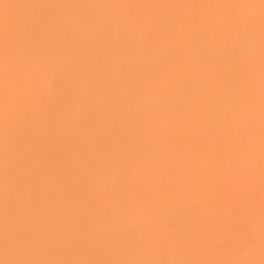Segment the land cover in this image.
<instances>
[{"label": "bare ground", "instance_id": "1", "mask_svg": "<svg viewBox=\"0 0 264 264\" xmlns=\"http://www.w3.org/2000/svg\"><path fill=\"white\" fill-rule=\"evenodd\" d=\"M179 47L181 50L180 49L176 50ZM174 49L177 51V53H180V54H177L174 51ZM179 55L180 56L182 55L183 57L181 58ZM162 60L164 63H165V61H169L170 65H167L168 62H166L167 64L165 63V65H163L164 63L161 64L160 61H162ZM160 65H161V67H160ZM162 65L164 66L163 68H162ZM156 66H159V67L156 68ZM133 104H134V107H136V104H137L138 106H141V108L145 107L144 105H147L146 108L148 110L151 108L150 111L152 110V114L146 115L145 113H143L147 116V117L143 116L144 118L146 117L144 120L139 121L140 118L141 119L143 118V117H140V115L142 116L143 114H139L138 117H140V118L139 119L136 118L133 121V122H136V124L130 123V126L131 125L136 126L137 122L139 123V125H140V123L143 124L144 129L145 128L146 129L144 131L143 128H140L139 131L143 132L140 135H136V132L139 133V131H137L138 130L137 128L132 129V126H131V128H129V123H127L128 127L123 125L124 126L123 129H121V126L116 125L117 123L118 124L120 123L117 121V118L120 115L125 114L123 108L126 106L127 109L125 107V112H127L128 110H130V109H128V107L133 106ZM107 105H108V108H107ZM149 106H150V108H148ZM191 107L196 108L195 113L196 114L198 113V115H196V114L194 115V111L191 110L192 109ZM104 108H107V109H104ZM146 108H144V109H146ZM93 110H96V112L94 113V115L91 114L92 115V117H91V116H89V114ZM106 110H109V111H106ZM122 110H123V112H122ZM105 111H106V113H105ZM107 112L109 114V117H108L109 122L108 123L110 125H108V123H106L107 122L106 119H108V118L105 119V114H107ZM131 112H134V113H132V115H133V114H137L138 111L136 112L135 110L134 111L131 110ZM191 112H192V114H191ZM110 113H111V115H110ZM129 114L130 113H127V115L124 117H122L123 116L122 115L121 119L124 118V120L126 119V121H127V119L130 118V117H128V116H130ZM192 115H194V116H192ZM126 117H128V118H126ZM133 117H134V115L132 116V118ZM172 117L175 119L173 120V122H170ZM132 118L130 119V121L134 119V118L133 119ZM190 118H193L192 120L195 119L194 120L195 124L192 123L191 124L192 126L190 125V123L192 122V120L190 121ZM34 119L36 121L37 120L38 121L36 122ZM32 120L36 123L39 122L38 125L35 123L36 124L34 126L35 128L37 126L39 127L40 124L42 125L43 129L41 131V134L43 135V137H42V135H41V137L42 138L48 137V139L50 141L46 138L47 140L45 139V143L49 144L46 141H48L50 143L52 142L53 148H52V143L49 146L46 145L47 148H49V147L50 148H49L48 152H46V150H45V153H42L44 151H40V150H42L43 148L45 149V147H43L44 144L42 146V144H41L42 142L39 140L37 141V136H35L36 135V133H35V135H33L36 139L35 143L39 142L40 147L42 146V149L39 148L40 152L39 153L37 152V153L38 154L42 153L41 155L48 153L47 155H49V156L44 155L45 157L43 158V157H41V155H39V156H36L35 158H33V161H30V159H29L28 162L26 161L29 164V165L27 164L26 166H29V167H26L24 165V161H22V160H25V159L27 160L28 158L25 157V159H23L24 156L22 155L23 157L22 156L20 157V158H22V160L20 159V161H22L23 164H22V162L19 161V164H21V165H19V164L13 165V164L17 163V161H16V160H18L17 154L20 151L17 149L18 150V152H17L16 150H14L16 148H13L12 146L10 147V145H13V143H14V141H11L8 139L10 137H12V139H13V136H10V135H12L14 133H10V132H12V129L14 128L13 126H15V125H16V128H17V126H19L18 129H20V130L23 128L22 125L25 127L24 129H26V126H28V125H31L33 128L34 122H32ZM56 120L60 124L59 125L60 128L58 125H57L58 127L55 126ZM105 120H106V122H105ZM118 120L120 121V117ZM143 121H145V122H143ZM189 121H190V123H189ZM31 122L33 124H31ZM144 123H145V125H144ZM219 123L220 124L222 123L221 126H219ZM20 124H22V125L20 126ZM105 124H107V125H105ZM120 124H123V121ZM147 125H149L148 128H147ZM173 125H175V126H173ZM176 125H177V127H176ZM105 126H107V128L109 126L110 129L114 128V130H109V132H107V133H110L113 131L111 133V137H110V134L109 135L106 134V131H105L106 135L104 134L103 130H105V128H106ZM178 126H179V128H178ZM196 127L198 128V129H196V131L197 130L198 131L195 133L194 132L195 129H193V128H196ZM7 128H8V130H9V128H12V129L9 130L10 131L9 132V131H7ZM29 128H30V126H29ZM138 128H139V126H138ZM171 128L173 131L171 130ZM44 129H45V131H43ZM129 129H131V130H129ZM14 130H16V129H14ZM40 130H41V128H40ZM121 130H123V131L121 132ZM124 130H127L129 132L131 131L130 135L132 134V136H134L133 133H135V135L137 136V137L136 136L135 137H136V139L137 138L138 139L135 140V142H133V143L134 144L137 143L136 145H139L138 142L140 141V146L143 148L145 145V147L143 149H146V150L144 151L142 148L137 150L138 148L136 149V147H135L136 153L133 152V149H134L133 143L131 144L132 149L128 148L130 150L127 149V146L124 147V145L126 144V143L124 144L125 138H121V137L123 134L124 135L128 134V132L126 133V131H124ZM191 130L195 134L200 133V134H198L199 141L195 138L192 139L191 136H192L193 132L190 133ZM235 130H236V132H234L235 135L233 134V136H235V137H231L232 136L231 133H233V131H235ZM32 131H34V129ZM13 132H15V131H13ZM45 132H46V134H44ZM85 132L92 134V135H89V134L88 135L93 137V138L92 137H90V138L92 140L94 139L95 148L97 147L96 151L98 149L99 152L103 155L102 158L101 157L96 158L95 160L92 159V156H91V159H89L90 156L88 155V157H87L85 155L88 160H91V161H88L89 162L88 164H90L89 167L91 169L87 165L84 166V167H86V168L88 167L90 169V172L88 171L89 173L88 172L85 173V174L88 173L86 175V177L88 175H89V177L93 176V178L95 177V179H93L94 181H92V177H91V179H89V178L85 177V174L82 175L83 176L82 178L89 179L88 181L87 180H85V181L89 182L91 180L92 181L91 183H93V182L96 183L95 185L94 184L92 185L89 183V185L93 186L92 188H94V190H95V187H97V186L99 187L101 185L100 188H96V192L99 191V193L97 194V195H99V199L102 198L101 204L99 203L100 201H98V202L93 201V202L97 203V205L100 204L99 206H95V204H93V203L91 204L87 201H84L83 199L78 198L79 199L78 200L76 198V196H78V195L73 193V190H71L72 187L69 186L70 183L74 181V176H75V174L73 172V171H75L74 168L78 169L76 171V172H78V174L82 170H84L83 168L81 169V167L76 168V167H79L83 164V162H82L79 166L77 165L78 163H80V161L77 158L78 153L80 154L81 151L84 153H86L88 151L89 154L91 152L94 153L91 150L89 152V149H92V148H91V145L89 146L88 144L91 142L88 143V141H87L88 144L86 142L85 143L83 142L86 140L87 137H88L89 141H92V140H90V138L87 134H85L87 136V137H84L85 140L83 139V141H82V135H84L83 133H85ZM171 132H174L173 135L171 134V136H174L173 137L174 140H172V141L168 140L169 138L172 139V137H169ZM237 132H239V134ZM24 133H25V130L23 131V135L25 136ZM189 133L191 134V136H190L191 138L188 136V138L190 139L189 143L191 142V140L194 141V143L196 142L195 140L198 141L196 147H194L196 149L194 152L196 154V156H195L196 159H198L200 157L199 161L196 160L195 157H194V159L193 158L192 159L198 161V163L201 162V164H202V162L207 161L208 165L203 163L205 165V167L202 164L203 168H201L202 166L200 165V163L199 164L197 163L198 165L195 164L193 160L192 161L190 160L191 157L188 155L190 157V159L188 156L183 158V162L185 165H181V166H184V168L180 169V170H182V171L184 169L187 170L185 168V166L192 164L194 170H196L198 167H199L198 171H201L202 169L205 168L206 170L205 169L204 170L206 173L207 167L209 166L208 170H209V172H211V178L209 176L210 173L207 172L209 177L206 175L207 173L204 174V172H203L204 170H202L201 173L199 172L198 177L200 178V177L206 175L208 177V179H211L213 181L217 175V177H219L218 179L220 180V182L218 181V179H216L215 183H216V181H218V186L219 185L221 186L220 183L223 182V181H221L220 178H223L225 181V179L228 180L227 178L231 177V175L229 176L227 173H226V175H228V176H225V172L223 171V169H224L223 166H226L225 168H227V169L229 167H231V169L229 168L230 170H228V171H230V173H232V169H234L235 173H236V171L240 172L239 169H241V167L243 168L244 165L246 164L245 165L246 169L243 168L242 170L243 171L246 170V173L250 174L253 170L251 165H253V163H254V164H256V165H253L255 167L260 165L259 169H258V167H257V169L255 167H253L256 169V170L254 169L253 172L257 171V172H255L257 174V176L253 172L251 175H249V174L248 175L252 176L253 174H255L252 177H254V178L258 177L259 178V176H261V174L264 173L263 171L261 172V170H260V169H264V166L261 163V161L264 162V159L261 160V157H259L262 154L264 155V152L262 154H260L262 151H264V0H0V174H1L2 169L3 170L5 169L1 174L2 176L1 175L0 176L3 177V174L5 172L7 173L6 169L8 167H11L10 169H8L9 171H11V169H13L12 168L13 166L14 167L15 166H17V167L21 166L20 168H18L19 171L16 170V168H14L13 170H14V172H22L23 173L18 178H16L17 180L15 178H14L15 180L13 179V181L9 180L13 183L9 182L8 179L6 181L7 183L4 182L5 180L4 181L1 180L3 184L0 183V192L1 193L4 192V195L6 196V193H9V192L7 191L5 193V190L8 189L7 186L10 183V185L12 184L11 185L12 187H10L9 189L11 190V188H12V190H11L12 193L10 192L11 195L10 194H8V195H10L11 197H13L12 194H14V195L17 194L18 196L21 195L20 199H23L24 198L23 195H25V198H27L26 197L27 196L26 190L29 189V190H27V192L31 191L30 192L31 195H29L30 194L29 193L27 200L26 201L24 200L25 204L24 203L23 204L25 205V208L23 207L24 205L22 206L23 200H22V202H20L21 200L18 198V196L15 195L16 198L20 200L19 201L21 204V207L19 206L20 209H26L27 207L29 209L31 207V206L29 207V205L31 203L27 204V207H26V203L29 199V196L31 199L32 191L34 192L33 194H35V195H33L34 198H35L36 194L40 193L39 191H38L39 193H36L35 187H33V186H35V184H38L36 179H39V177H41V176H43V177L47 176V178H50V176H51V180H52L53 177H58V176H56V175H59L58 173H60V172H58V170L63 169V170H66V172H64V173L67 175H64L62 177V181H60L61 186L58 183H56V181L59 182L58 180L61 179L60 177L56 181H55V178H54V180H52V182H55L54 185L57 184L56 186L58 187L59 190L57 189V191H56V188H49V190L46 189L49 186H45L44 184L49 185L48 183H44L43 186H38L39 185L38 184L37 185L38 187H36V189H37L39 187L45 186L44 189L48 190L49 194H50L51 189H52V191H54L53 189H55V192L51 193L54 195L52 196L50 194L49 197L55 196L54 198L57 200L56 203L58 204V207H59V209L56 208L57 211L58 210L61 211L63 209L65 210V208H62L63 206H65L66 208L68 207L69 211H67L68 210L67 209L66 213H65V211L63 210L65 213V216H63L59 219L60 221H61V219H63V221H61L59 223V224H61V226L68 221L69 217H76L78 219L77 220L78 222H79L80 218H83V217H85L86 221H87V218L89 219V217H93L96 219H98L99 217H102V218H106V219L108 218V220L111 218V223H108V224L113 225V223L115 222L114 223V225H115L117 222H120L121 220L123 221V219L118 218L120 215L118 217H116V219L118 218V219H120V221H118V220L115 221L116 220L115 216L117 215V213L115 211L118 209V206H119V204H121V202H123V203L120 206H123V207H125V204L127 202L132 203V206H134V208L136 207L135 209L129 208V207H125V208L128 210L131 209L132 211L135 210V211H133V213L140 212V213L130 214L131 217L132 216L134 217V215L137 216L138 214L140 217L142 212L146 213L145 215H147L148 213L152 214V212L148 211L147 209H143V208H139V207H144V206L146 207L147 206L146 208L149 209L150 207L153 206L154 207L153 212H154V210L156 213H157V211H159L160 214L158 212L157 214L153 213L152 215L149 214L148 216L157 217L156 215L159 214L158 216H160V218H161L164 214V217L166 216V219H167L168 218L167 215H169V214H166L167 208L175 207L174 204H177L176 206H178V204L184 205V203H186L185 198H186V200L189 199V201H191L190 205L194 204L195 207H197L198 205L201 204L199 207H197V208H199L198 209L199 211L203 207L202 211L200 212V215H202L201 217L206 218L207 221H209L210 226H211V224L214 225L217 220L222 219V217H217L215 220L214 218L216 216H214V215L215 214L224 215L223 214L224 211H222V210L220 211L219 207L216 208V206H214L219 211V212H217L215 210V213H210L214 217L211 215L210 216L207 215L212 210H208V213L204 212L205 209L210 207L211 204L212 205L215 204V203H211V201L213 199L207 198L208 196L209 197L211 196L213 198V194H210L211 191H209V194L208 193H206V195L203 194V193H205L206 189L208 190L207 184H209V180H207V178H205V176H204L205 179L202 177L203 178L202 180L204 182L206 181L205 183L201 181V178H200V180L198 179V177L196 178V180L198 179L197 180L198 182H200V181L202 182L201 185L202 184H204L203 186L207 185V186H205L204 192H203V189L200 187L201 185H199V183H198V186L200 187V189L202 191L200 189H198L199 187H197V186H196L197 188H195V185H193V184H195L193 182V181H195V180H193V179H195V177H194L193 179L189 180L193 183L192 186L190 185V183L188 184L186 181H184V182H186L185 184L187 186H191L190 189L188 187V189H189L188 194L191 196V198L193 197V199L191 200V198L188 194L186 197V196H184L185 195L184 193H182L183 196L181 193H178V194H180V197H185L183 200L184 203L181 200L183 198L179 199L181 201H179L178 199H173V201H174L173 203H172V201L169 202V199H171V197L169 195H171L172 193H175L174 191H175L176 187L173 188L174 184L176 182H180L182 180V178L184 177V175L186 176V174H183V177L181 178L180 174L182 171L180 172V170H179L180 167H177L180 164H182L179 162L180 160H178V162L180 164L176 160L179 157L178 156H177L178 158L175 157L176 155H178L177 151H179V150H175L173 153H176V155L175 154H174L175 156H172L173 154L171 156L169 155L167 160H166V162L170 161L169 158L171 157L170 159L172 160V158L174 157L175 158L174 160L179 165H177V163L174 160H172V162L173 163L175 162L176 164L175 163L173 164L170 161V163L173 164V166H171V164L169 163L168 164L169 168L167 167V165L165 167H163V164L160 163L161 167L154 168V171H153V172L156 171L155 173H157L158 175H154V173L151 171L152 168L150 169V167H148L149 170H146L147 174L144 175L145 171H140V168H141V170H143V169L145 170V166L147 167V165H144V168L142 166L139 167L138 165H136V167L138 166L137 168L135 167L136 169L131 168V166H133V165H131V163L135 159L134 156H139L140 150H142L144 152L145 156L147 153H149L148 155H149L150 161L154 160L152 158L153 156H154V158L156 157L155 155L152 156L153 153H151V150H153V149L149 148V147H154L152 145H156V143L154 144L153 143L154 141H153L152 144H150L151 145L150 146L148 142H151V140H153V139L150 140V139H148L149 137L157 138L161 135L159 137V138L162 137V139H160L161 143L164 144V142H165V144H167V145H168V143H166L167 141L168 142L174 141V143L177 141L176 145L171 144V143L170 144L174 145L173 147H175V148H176V146H177V148L179 147L180 150H182V148H183V151H184L186 149V147H184V146H185V144H187L186 142L188 141V139H186L187 140L186 141L185 138L187 137V135H189ZM194 133H193V135H194L193 137H196L197 135H195ZM17 134H18V132H17ZM17 134H16V136H18ZM26 134H28V132H26ZM167 134H168V136H167L168 138L165 136ZM21 135H22V133H21ZM237 135H239V136H237ZM20 136H18V137H20ZM106 136L110 137L109 138L110 140ZM177 137H178L179 142L177 140ZM210 137L212 139H210ZM105 138H107V139L105 140ZM224 138H227L228 140L224 139ZM233 138H235V139H233ZM206 139L207 140L209 139L210 142L207 141ZM7 140H9L11 142H9ZM107 140L109 143L111 142L108 145H107V143H108ZM105 141L107 142L106 147H105ZM157 141H158V139H157ZM184 141H185V143H184ZM18 142H20V141H18ZM94 142H93V145H94ZM127 142L130 143L132 141H127ZM146 142L148 143L149 147H146ZM161 143H158V145H156V146H159V148H157L159 150H157L156 147H154V148L157 151H160V147L163 146L162 148L165 149L164 151L169 152V150L171 149L172 146L169 145V147H167V146H164L165 144L161 145ZM179 143L180 144L183 143V144L179 145ZM14 144L17 145L16 141ZM80 144H83V146H81ZM18 145H17V148L18 147L20 148V146L23 145V143L21 142V145H19V146ZM187 145L189 148V145L192 146L193 144H187ZM27 146L28 145H26V146L24 145L23 149L26 150L24 147L27 148ZM33 146H34V144H33ZM80 146H81V148H80ZM140 146H137V147H140ZM213 146L215 147V150H213L214 149ZM29 147H30V149L32 148L31 146H29ZM29 147L27 149H29ZM173 147H172V149L174 150ZM21 148H22V146H21ZM167 148H168V150H167ZM211 148H213V149L211 150ZM135 149H134V151H135ZM147 150H148V152H146ZM230 150H232V152L234 151L233 153L235 155L234 158H235V164L236 165H233L234 164V160L232 158L233 156L232 157L229 156L230 154L228 152H230ZM62 151H66L64 154L66 157L59 159L60 156L57 154V152L61 153ZM249 151L251 152V154L253 153L255 155V157L256 156L259 157V159H256V162H257V160L260 161L259 163H255L254 155H251L250 153H248ZM143 152L142 153L140 152V153L143 155ZM181 152H179V155H182V154H180ZM192 152H193V150H192ZM23 153H24V151H23ZM23 153L20 152L19 156H20V154H23ZM37 153H36V155H37ZM49 153H51V154H49ZM54 153H56V154H54ZM95 153L97 155L98 152H95ZM150 153H151V156H150ZM219 153H221L223 156H225V155L227 156L226 153H228V156L231 157L232 159L230 158L231 159L230 160L228 158V156L223 157L222 155H221L222 156V158H221L220 156H218ZM246 153H248V154H246ZM25 154L27 155L26 152L24 153V155ZM154 154H159V153H154ZM30 155H33V154L31 153ZM107 155H109L108 156L109 158L107 157ZM144 155L139 157L141 161L136 157L137 164L139 162L143 165V163L147 160L148 157L146 156L147 158H145ZM159 155L157 157H159ZM245 155H247L248 157L247 156L245 157ZM52 156H53V158L54 157L58 158L57 160L54 159V161L60 160L59 163L58 162L54 163V164L58 163L59 164L58 166H60V168L57 170L58 166L56 167L57 164L55 165V167H56L55 170L57 173L53 172V171H55L54 169H53V171H50V169H52L53 166L52 165L50 166L48 163H46L49 161L48 158H52ZM165 156H167V155H165ZM81 157H82V155L80 156V159H82ZM95 157H97V156H95ZM150 157L152 159H150ZM157 157H156L157 160L161 159L160 162L163 161L162 159H164V158H162V156L159 158H157ZM219 157H220V159H219ZM258 157H256V158H258ZM105 158H108V159H105ZM224 158L227 159L228 163H229V161L233 160V163L230 162L232 165L228 166L227 165L228 163L226 162V160ZM246 158H249V160ZM250 158L253 160L251 161ZM262 158H263V156H262ZM37 159L39 162L37 161ZM244 159H246L249 164L251 163L250 164V166H251L250 171L251 172H248L249 171V167L247 166L248 163H245L246 160H244ZM34 160H36V161H34ZM157 160H156V162H157ZM223 160L226 164L222 162ZM219 161L221 162V164H219L220 163ZM29 162H32L33 164L32 163L30 164ZM49 162H52V161L50 160ZM136 162L134 164H136ZM189 162H191V163H189ZM106 163L109 165V170H111L110 171L111 173L106 170V169H108L107 168L108 166L107 167L105 166ZM146 163L151 164L153 162L149 163V161H148ZM243 163H245V164L242 165ZM37 164L39 165V167ZM194 164L198 167H196ZM23 165L26 167L25 169H23L24 168V167H22ZM32 165L34 166L35 169L38 168V172H36L35 169L31 170L30 166H32ZM153 165L155 166V164H153ZM175 165H176V168H178V171L180 174L177 171H175L176 169L175 170L170 169L171 167L175 168ZM33 166H32V168H33ZM239 166H240V168H237ZM61 167H65V168H61ZM162 167L165 169H163ZM195 167H196V169H195ZM27 168H29V169L27 170ZM88 168H87V170H88ZM247 168H248V170H247ZM20 169H21V171H20ZM189 169H190V166H189ZM13 170H12V172H13ZM29 170L30 171L35 170V172L38 174V176H37L38 178L36 177V179H35L34 175L24 174V173H28ZM79 170H80V172H79ZM91 170L93 171L92 172L93 175L91 173ZM190 170L192 171L193 169L191 168ZM194 170L192 171V172H194V174L191 173V175H190L191 177H192V175H195L196 173H197L196 175H198V171L197 170L194 171ZM234 170H233V173H234ZM26 171H28V172H26ZM137 171L138 172L140 171L141 173L140 172L138 173ZM163 171L166 173H164ZM221 171H222V173H220ZM174 172H177L179 175H175ZM185 172L187 173V171H184V173ZM239 172H237V173H239ZM11 173H10V176L12 177L13 173L12 174ZM81 173H80V175H81ZM83 173H84V171H83ZM108 173H109V175L110 174H112L114 176L118 175L119 177L116 176L118 179L121 178V179H119L120 181L115 182L117 180V178H114V176L110 175L109 178L111 177L112 180L114 178L113 183L115 182V184H116V185L112 184L111 188H110V185L107 184L108 180L105 181ZM136 173H137V175H136ZM149 173L151 175L150 177L148 176ZM172 173H174L173 177L180 176L181 180L177 179L176 181H174L173 177H172ZM235 173L232 174V176H233L232 179L234 178V175L237 174V173L236 174ZM5 174H4V176L7 177V175H5ZM61 174L63 175L62 172L60 173V176H61ZM94 174H95V176H94ZM132 174H135V175H132ZM138 174H141V175L143 174V177H145V178L147 177L148 179L147 180L144 178L141 179L142 176H140ZM162 174L164 175V177H162ZM200 174H202V176H200ZM219 174H221V175H219ZM240 174H242L241 176H243L244 173H240ZM13 175L15 177L16 173H14ZM80 175H78V177ZM123 175H125L124 176L125 178L123 177ZM152 176H153V181L151 178ZM223 176H225V178ZM126 177H129V178L126 179ZM32 178H34V179H32ZM79 178H81V177H79ZM79 178L76 180H80ZM149 178L151 179V181H148ZM31 179L35 180L36 183L34 181H32ZM128 179H130V180L134 179V180L130 182V180H128ZM135 179L137 180V182H135L136 181ZM183 179L187 180V178L185 179V177ZM237 179H238V176H237ZM30 180H31L32 184L29 183ZM40 180L42 181L43 179L40 178ZM48 180H50V179H48ZM123 180H126V183H127V181H129V182L127 184L125 182L122 183ZM145 180L148 181V183L154 182V180H155L156 183H149L150 186L152 185L149 188L148 183H146ZM172 180L174 181L173 184H171V182H173ZM83 181L84 180H82V182ZM143 181H145V182H143ZM235 181H236V179H235ZM254 181H257V180H254ZM254 181H253V184H256V182H254ZM258 181H257V183L260 182V181L259 182ZM49 182H50V185H52L51 184L52 182L51 181H49ZM80 182H81V180H80ZM108 182H110V181H108ZM119 182L121 184L118 185ZM141 182L143 184L146 183L147 185L145 184L144 186H148V189H147V187L146 188L144 186L142 187ZM161 182H163V183H161ZM169 182H170V184H169ZM182 182H183V180H182ZM182 182L179 183V187L177 186L178 192H180L183 188H185V187H182L183 186ZM226 182L227 181H225V183ZM4 183L7 185L4 186ZM74 183H76V182L74 181ZM110 183H112V181ZM225 183H222V188H223V184L225 185ZM228 183H229V181L227 182L226 185H229ZM14 184L17 186H13ZM28 184H30L31 189L32 188H34V189L30 190V188H28L29 187ZM124 184H126V185L131 184V185H129L130 187H125L123 189L122 186H124ZM196 184H197V182H196ZM212 184H214V183L212 182ZM212 184H210L208 186V187H210L209 188L210 190L212 189V187L214 185L217 186V184H214V185H212ZM86 185L87 184H85V186ZM154 185L156 187L158 186V188H160V187L162 188L163 186L166 188L168 186L170 188L169 189L167 187L168 191L170 190V192H169L170 194H168L167 190L164 191L161 188L158 190V188L154 187L155 188L154 189L153 188ZM230 185H232V184H230ZM180 186H181V190L179 191ZM187 186H186V188H187ZM220 186H219V188H220ZM5 187H6V189H5ZM14 187H15V189H14ZM139 187L145 188L144 190H148V191H143L142 188L140 190ZM192 187L194 188V190H196V189L198 191L200 190L199 192L196 190L198 192L197 195L199 196V197L196 196L197 198L202 199L203 196L201 194H203L205 196V199H207V201H210V200L211 201L209 203L208 202L205 203L206 200L202 199V200H204V202L202 201L203 203H201L198 201V199L196 200L195 199L196 197L194 196L193 192L191 193L192 195L190 194V190L191 191L193 190ZM105 188H106V190L107 189L109 190V188L111 189V191H110L111 195L108 196V194H106L108 192V190L105 191ZM177 188H176V190H177ZM213 188H215V187H213ZM219 188L214 189V190L218 191V190L222 189V188H220V189ZM41 189L42 188H40V191H41ZM44 189L42 190L41 194H43ZM76 189H77V187H76ZM112 189L117 190L118 192L116 191V194H115V192L112 191ZM13 190H14V192H13ZM92 190H91V193L93 192ZM101 190H104V191H101ZM149 190H150V193L152 195H149V196L144 195L145 193L146 194L149 193ZM171 190H172V192H171ZM223 190H225V189H222V190H220L218 192L216 191V192L221 193ZM15 191H16V193H15ZM141 191H143V192H141ZM88 192H89V190H88ZM96 192H95V194H96ZM113 192H114V197H115V195H117V193H118V195L120 194L119 197L117 198V200H119V198L121 199L119 201L120 202L119 204H118V201L116 200V197L113 198ZM197 192H195V195ZM201 192H203V193H201ZM206 192H208V191H206ZM212 192H213V190H212ZM138 193L139 194L144 193V194H142V196L144 195L145 198H144V196L142 198L146 199L145 200L146 202H147L148 197H149L150 202L148 201L147 204H150V205H147L146 202L144 203L143 200H142V202H143V204H142V202H141V200H139V198H137V202H136V200H134V199L136 197L140 196ZM199 193H200V195H199ZM45 194H43V196ZM73 194H75V195L73 196ZM80 194H82V192ZM102 194H104V195H102ZM166 194H168V196ZM175 194L177 195V191ZM219 194H218V196H219ZM100 195H101V197H100ZM105 195H106L107 199L104 198ZM121 195H122L123 199L120 197ZM43 196H41V197L44 198ZM46 196H47V194H46ZM46 196L44 198L45 200L48 198V197L46 198ZM80 196H82V195H80ZM93 196L94 195H92V199H94V198L98 199L97 196H94V197ZM177 196H179V195H177ZM36 197H40V194H39V196H36ZM174 197L176 198L175 195L173 196V198ZM42 198H41V201H42ZM49 199L50 198L47 199V205H49V206H46V203H44L45 207H46L45 210H47V212H48V207H50V209L52 207H55V206H53L55 204V201H54L55 199H52L53 201L50 202L51 204L49 203ZM92 199L89 201L92 202ZM3 200L4 201L6 200V203L2 202V200L0 199V201L2 203L7 204L8 197L6 196V199L3 198ZM37 200H39V199H37ZM130 200L131 201L133 200V201L130 202ZM138 200L140 202H138ZM219 200L221 201L219 203H222V200L221 199H219ZM219 200H217L216 203ZM32 201H33V199H32ZM115 201H117V202L115 203ZM151 201L154 204L156 202L157 203L154 205V204H152ZM161 201H163V203H161ZM189 201H187V202L189 203ZM8 202H9V200H8ZM196 202L197 203L199 202V204H197ZM16 203H17V201H16ZM16 203L14 202L15 205H13L12 202L10 204H12L11 206L13 208L15 207L16 209L19 210ZM137 203L138 204L141 203L142 206L140 204H139L140 205L139 206ZM188 203H186V204H188ZM195 203L197 204V206ZM20 204H18V205H20ZM40 204L43 205V202L39 203V204L35 203V205H34L37 208V209L34 208L37 211V213L35 211L36 214L32 215V216H35V217H33V219L31 218L32 216L27 215L28 214L27 211H26L27 213H25V215H27L28 218L30 217V221L32 220L31 222H33V223L36 222V220L40 221L43 218L42 217L41 219H38V218H40L39 217V215L41 213L40 211L44 210V208L41 210H38L39 208H42V206ZM202 204H204V205L202 206ZM206 204L207 205L209 204V206L206 207ZM9 205L6 207L8 208ZM135 205H137L139 209H137V206H135ZM159 205H160V207H159ZM190 205L188 208L190 210H192V207H194V206L192 205V207H191ZM110 206L112 207V209L114 207L115 208L117 207L116 210L113 209L114 214H116L115 216L113 215V212H111L112 209ZM126 206L132 207L129 204ZM161 206H163V207H161ZM167 206H169V207H167ZM3 207H5V206H3ZM12 207H11V209L8 208V210L11 214L8 211H6V213L9 214V216H7V215L6 216L9 217L10 220L13 221V219L15 217V220L18 221L19 217L21 218V215L23 214L21 219L22 220L24 219L27 221L28 218H27V216H24V211L22 213L19 210L18 212H20V215H19V213L17 215L16 213H14L15 208L13 209ZM56 207H57V205H56ZM123 207L122 208L120 207V209L123 210V211L121 210V212H122L121 215L126 216L125 214H123L125 212L127 214V216H129V213H127L128 211H126V209H123ZM164 207H165V209L163 211L162 208H164ZM181 207L183 208V206H181ZM181 207H180V210L182 212L181 214H183L184 208L181 209ZM200 207H201V209H200ZM157 208L159 210H157ZM215 208H212V209H215ZM34 209L33 208L29 209V211L30 210L33 211ZM52 209H54V208H52ZM104 209H106V210H104ZM120 209H118L117 211L119 212ZM161 209L163 212L161 211ZM193 209H195V208H193ZM208 209H210V208H208ZM3 210H5V209H3ZM146 210H147V212H146ZM195 210L198 213V215H197V213L195 215H197L199 218L200 217L199 212L197 209H195ZM224 210H225V212L229 213L228 211H226V207L224 208ZM11 211H13V212H11ZM44 211H43V214L46 215V213ZM57 211L55 210L54 212H57ZM59 211L57 212L58 214L63 213V211H61V212H59ZM103 211L111 212V215L109 214L110 215L109 216L107 214L108 213L107 212L106 213L107 217H104L102 215V214H104ZM132 211H130V213ZM193 211L194 210H192V213L194 215ZM15 212H17V211H15ZM54 212H52V214ZM174 212H175V214L176 213L178 214V212L176 210L174 211V209H173L172 215H174ZM202 212H203V214H202ZM2 213L4 214L5 212H2ZM32 213H29V214H32ZM144 213H142L143 216H144ZM161 213H162V215H161ZM204 213L207 215V217L206 216L204 217ZM227 213H225L224 216L228 215ZM12 214H13V216L14 215L15 216L11 218ZM37 214H39V215L36 216ZM170 214H171V210H170ZM190 214H191V211H190ZM190 214H186V215H188V219L192 218V217L189 218ZM193 215H191V216H193ZM16 216L18 219L16 218ZM54 216H55V214L51 217H54ZM148 216H147V218L151 219L152 221L151 220L148 221L147 218L143 217L144 218L143 219L141 217V220H140L141 222L139 225L143 224L142 222H144L146 219H147L148 223L152 224V222H153L154 224H152V225L157 224L156 218L152 219ZM176 216L179 217V215H176ZM197 216H196V218H197ZM1 217H3V216L1 215ZM5 217H4V219H5ZM177 217H174L175 220L179 219ZM208 217H209V219H208ZM34 218H35V220H34ZM130 218H129V220H130ZM157 218H158V220L160 219L159 217H157ZM172 218H173V216H172ZM172 218H171V220H172ZM46 219H48V218H45L43 220V222L41 223V225L39 226V228H36V229L26 228V226H24V224H22L24 227L22 225H20V226H22L21 228L27 229V230L22 229V232L24 231V233H26V236H27V235H29V234H27L28 231H31V232L34 231L33 233L34 234L36 233L35 237H37V238H35V237L33 238L32 237L33 234L28 236V237H31L30 239H33V240L36 239V240H39V242H41L43 240L42 239L43 237L41 238L39 233H42V231L46 232L47 234L43 233L41 235L45 236L44 234H46V236H47V235H49L50 231L47 232L46 230L44 231V229H47V228H49V230L53 229V228H51V226H53V225L50 223L51 224V226H50V224L47 223ZM96 219L93 220L94 221L93 223H97V222H95ZM113 219H115V220H113ZM125 219H126V217H125ZM182 219L187 220V221H185V222H187L186 225L188 224V222H190L188 219L183 218V216H182ZM206 219H204V220H206ZM213 219L215 221H213ZM0 220L2 221L3 218H1ZM6 220H8V219H6ZM59 220H58V222H59ZM154 220L156 222H154ZM162 220H165V219H162ZM184 220H182L183 224H185ZM199 220H200V218H199ZM12 221H10V223ZM30 221H29V223H30ZM49 221H51V220L48 219V222ZM70 221H68V223L65 224V226L70 227L71 225H74L75 220L71 221L74 223H71ZM82 221L85 222V220H83V219H82ZM126 221H125L124 225L126 226V224L130 222V225L131 226L133 225L132 228H135V226L138 224V223H135L136 225L131 224V223L136 222V218H135V221L134 220H132V221L130 220L127 222ZM201 221H202V218H201L200 222ZM207 221H206V224H208ZM3 222L0 224V227H2L1 225H4ZM19 222L22 223L21 221H19ZM52 222H53V224L55 223L54 221H52ZM63 222H65V223H63ZM87 222H90V221L88 220ZM87 222H86V224L80 223V224H78L79 226L77 225V223H75L77 225V227H73V226H71V227L75 228V230L73 229L74 232H76V231H78V232L74 233V232H72L73 230L72 231L69 230L70 232L67 235H66V232H65V234L63 232V235H66V237L68 238V235L70 233H71V235H72V233H74L75 235L77 234L76 237L78 236L77 241H79L80 237H81V239L86 238V240H88L87 236L90 235L89 231L92 232L94 230L89 229V227H91L93 224L90 226L87 224ZM175 222L177 225L178 221H175ZM219 222L220 221L216 222V224H215L216 227H217V224ZM69 223L71 224L70 226H69ZM102 223H103V221H102ZM122 223L123 222H120V224H122ZM148 223L144 224L145 225L144 228L147 226ZM159 223H161V222H159ZM162 223H166V221L162 222ZM162 223L159 225L157 224L159 226L158 231H157L158 226H156L157 233L155 232V230L153 231L152 228L150 230H147L150 227L145 228L146 230L143 228L141 230L142 231L145 230L144 233H147V236L148 235L150 236V233L152 231H153L152 233H154L155 235L158 233L161 234L163 229H164L163 228L164 225ZM195 223H197V225L200 224L199 221L198 222L194 221V225H196ZM5 224H7V222ZM8 224H9V222H8ZM14 224H16V222H13V224L11 223L10 226H12V225L15 226ZM26 224L28 225L27 222H26ZM59 224H57V226ZM83 224H84V226H83ZM98 224H100V223H98ZM151 224H148V226H150ZM172 224H170V225H172ZM203 224L204 225H199V227L196 225L198 230L201 229V232H202L201 226H203V230H205V227L207 226L204 222H203ZM17 225H18V222H17ZM34 225H36V224H34ZM76 225H74V226H76ZM81 225L84 227L83 231L81 229L82 228ZM105 225L106 224H104L103 226H105ZM112 225H111V227H112ZM117 225H119V224L117 223L115 226H117ZM160 225L162 226V228ZM121 226H122L121 227V230H122L123 224ZM167 226L168 225H166V229H167ZM196 226L195 227L193 226V227L196 228ZM59 227H60V225H59ZM78 227H79V229H78ZM85 227L88 228L87 232L84 231V230H86ZM101 227L102 226L100 225V227H98V229ZM140 227H142V226H140ZM151 227L154 228L155 226H151ZM207 227H209V226H207ZM14 228L16 229V226L12 227V230H14ZM17 228H19V225ZM127 228L128 229L130 228L129 225ZM169 228L171 229V227H168V229ZM3 229H5V226ZM29 229H31V230H29ZM37 229L40 230V232ZM111 229H113V228H110V230ZM118 229H120V227ZM118 229H116V232ZM160 229H162V230L160 231ZM166 229H164L167 232V235L165 232V237H167V238L169 236L171 237V235L173 234L172 237H174V238L171 239L172 238L171 237L169 239H171L172 241L173 240L175 241L176 235H174V233L175 234L178 233L176 231L179 228H175L176 230L173 228L172 229V231L174 230L173 233H172V231L170 232V229L169 230L168 229L166 230ZM207 229H209V228H207ZM212 229H214V228H212ZM6 230L8 231V228ZM19 230L21 232V229L19 228L18 231L16 230L17 234H19L18 233ZM56 230H58V229H56ZM110 230H107V231L109 232ZM134 230H136V229H134ZM134 230H131V231H134ZM190 230H191V236L188 235L187 233H185V234L188 235V237H187L188 241L192 242V237L196 236V234L193 235L192 228L191 229L189 228V232H190ZM16 231L14 233H16ZM65 231H68V228ZM79 231L83 234L85 233V237H83L84 235L80 234ZM138 231H139V229H138ZM147 231H151V232L148 234ZM187 231H188V229L186 230V232ZM22 232L20 233V235H22ZM168 232H170V234H168ZM37 233L39 234V236ZM51 233H52V230H51ZM92 233H95V232H92ZM103 233H104V231H103ZM121 233L122 232H120V234ZM183 233H184V231L182 232V234ZM79 234H80V236H79ZM127 234H129V233H127ZM138 234L142 235L143 232L138 233ZM159 234L154 236L156 238V240L153 237V235L151 234L152 235L151 237L155 240V241L154 240H152V241L153 242L157 241V242H159V244H161V246L158 243H157L158 245L156 244V246L153 244L154 251L157 249L155 247L158 246V248L160 247L159 249H161V247H164V244H165L167 250L171 251V249H172L170 247V246H172L171 243H170L171 244L170 245L166 241H165L166 243H164V241H158L157 240L158 238L162 239V236H161L162 234L160 235L161 237H158ZM178 234L180 235V233H178ZM20 235H17V236L19 237ZM75 235H73V236H75ZM140 235H137V236L140 237ZM0 236H2V235H0ZM17 236H16V239H18ZM58 236L60 237V235H58ZM58 236L56 237L54 235L53 237L54 238L56 237L58 242H59V240L61 238L58 239ZM178 236H177L176 242H178ZM53 237H51V238H50V236L47 237L48 239L49 238L52 239L51 241L48 240V243L46 242L47 246L44 245L45 243L44 244L42 243L43 241L41 242L42 245H44L46 248H48V249L45 248L46 250L45 249L40 250L41 248L38 245L37 246L39 247V249H37V247L32 244L33 242L29 241L30 239H27L29 242H31L32 247L34 246L37 250H39V251H34L36 249L32 248V252L34 254L33 253L31 254V251H29L30 253H28V254H29L30 258L31 257L33 258L35 255L38 257L37 253L39 252L40 256L38 258L42 259L44 256L43 255L41 258L42 252L47 251L51 248H53V250L55 248L57 249V247H55V246H57L58 244L55 243L56 238L53 241ZM76 237L73 239V242L76 239ZM88 237L91 238L90 236H88ZM94 237L97 238L96 236H94ZM128 237H130V236H128ZM128 237H125V238H128ZM151 237H149V239H147V240L150 241L152 239ZM39 238H41V239H39ZM67 238H65V239L68 240ZM99 238H100V235L97 239L98 241H100L102 239V238L101 239H99ZM117 238H119V237L117 236ZM141 238H142V240H143V238L145 239V237H143V235ZM181 238L182 237H180V239H179V241H180L179 245L181 247H184V248L187 247L189 249V246H187L189 244L188 242H187L188 244L184 245L186 243L185 241L187 239H185V241H184L185 243L183 242L184 243L183 244L184 246H183L181 240L184 238H182V239ZM189 238H190V240H189ZM194 238H196V237H194ZM19 239H22L21 236L19 237ZM24 239H25L24 244H26L27 240H26V238H24ZM63 239H61L60 241H62ZM122 239H124V238H122ZM131 240H132V237H131ZM137 240L138 239H136V242H137ZM18 241H20V240H18ZM92 241L95 243L96 239L92 240ZM103 241L105 243L104 239H103ZM144 241H146V240H144ZM144 241H142V242H144ZM195 241L197 242L198 240L195 239ZM195 241H193V242L195 243ZM49 242L51 243L50 245H48ZM52 242H54L55 244ZM63 242H64V240H63ZM73 242H71V243H73ZM84 242H86V241H84ZM142 242L140 241L139 244H141ZM160 242H162V243H160ZM14 243H16V242L14 241ZM75 243H73V244H75ZM98 243L100 245V242H98ZM104 243H103V246H104ZM110 243L112 244V241ZM119 243H121V242H119ZM147 243L148 242L146 241V244H144V246L147 245ZM17 244H19V243H17ZM17 244H15V246H14V248H15L14 251H18V248L21 247L20 244H22V243L19 244L20 246ZM59 244H62V243L60 242ZM107 244H108V242H107ZM115 244L117 245L118 242ZM142 244H141V246H142ZM148 244L151 245L152 242L151 243L149 242ZM167 244H168L169 248L167 247ZM16 245H17V248H16ZM80 245H82V244H80ZM99 245L97 244L96 247ZM108 245H109V247H111L110 244H108ZM108 245L105 244V247H103V246H101V247L104 249ZM116 245L114 246L116 249L119 247L121 248L122 246L124 249L125 244L122 243V244H120V246H119V244H118V246H116ZM136 245L137 244H135V248H136ZM173 245H174V243H173ZM24 246L27 248H25ZM24 246H22V247L27 249V250H25L26 254H27L28 250L31 247L29 248V246H27V245H24ZM66 246H67V244H66ZM87 246L84 248L88 249ZM92 246L94 247V249L91 248L92 253L94 252V250L97 253L102 251V249H100L101 248L100 246H99L100 248L98 247V249H100V251L97 248L95 249L94 245H92ZM141 246L139 245V247H141ZM144 246H142V247H144ZM151 246L147 245L145 247H146V249L149 250ZM59 247L62 248L61 245H59ZM109 247H108V249L106 248L108 251L110 250ZM137 247H138V245H137ZM195 247H197V246H195ZM24 248L23 249L20 248V249H22V251H24ZM138 248H137V250H138ZM166 248H164L165 250L164 249L159 250L161 252H157L158 250H156V252H155L156 255H154L155 253H153V252L151 254H153L152 256H154V258L156 256H158L157 258L162 261L163 259H161L159 257H162V258H163V256L165 257ZM116 249H111V251L113 252ZM176 249H178V248L176 247ZM62 250H63V248H62ZM65 250H66V248H65ZM119 250H121V249H119ZM14 251H11V252H13L12 254H15ZM20 251L21 250H19L18 252H20ZM40 251H42V252H40ZM59 251L61 252V250H59ZM87 251L88 250H86L85 254H87ZM108 251H107V253H108ZM126 251H124V254H126L125 253ZM151 251H149V253ZM170 251H166V252H168L167 255L170 254L169 256H171V253H173ZM178 251H180V250L178 249ZM21 252L19 253V256L22 255V257H23V254H21ZM62 252H64V250ZM118 252H120V251H118ZM138 252H136L135 256L139 255ZM146 252H148V251L146 250ZM146 252H142V253L144 254ZM22 253H25V252H22ZM44 253H46V252H44ZM57 253H59V252H57ZM97 253H96V255H97ZM107 253L105 255L104 250H103V252L99 253V254H102L101 256L103 258L104 257L103 254L106 257L108 256ZM115 253H116V251H115ZM120 253L118 255H120ZM160 253H163V255H161ZM180 253L183 254L185 252L182 253V251H181ZM74 254L78 255V252H76ZM122 254H123V252L121 253V255ZM132 254H133V252H132ZM175 254H177V252H175ZM50 255H52V254H50ZM80 255H82V254H79V256ZM113 255H114V253H113ZM128 255H129V253H128ZM53 256H54V253H53ZM53 256H51V259H50V260H52V262H53L54 257L57 255H55L54 257ZM72 256L74 257V255H72ZM84 256L85 255H83V257H81L82 260L84 261V263L86 262L87 264H91V263L85 261L88 259H85V260L83 259ZM87 256H88V254H87ZM87 256L85 258H88ZM97 256H99V255H97ZM101 256H99V258ZM126 256H127V254H126ZM130 256H132V255L130 254ZM173 256H174V253H173ZM173 256H171V258ZM180 256H181L180 254H177V257L174 259L177 262V259L179 257L180 260L178 259L177 263L180 264L183 261V264H184V258L185 257L181 258ZM6 257H8V256H6ZM37 257H35L36 260H38ZM46 257H47V253H46ZM91 257H93L94 259L97 258L96 256L94 257L93 254H91ZM110 257H112V256H110ZM110 257H108V258H110ZM117 257L119 258V256H117ZM139 257H140V259L143 258V257H141V255ZM167 257L168 256H166L165 258H167ZM19 258H21V257H19ZM30 258L28 259L26 256L25 258H23L25 260H20V261L22 262V264H24L23 261L27 262V260H30ZM32 258H31V260H32ZM49 258H48V260H49ZM62 258L64 259V257H62ZM81 258L78 257V260H80V262L83 263L81 261ZM123 258H125V257H123ZM168 258L170 259L168 264H170V263L177 264L175 262V260H173V259L171 260L170 257H168ZM0 259H2V258H0ZM56 259H57V257L55 258V261L53 262V264H59L60 262L61 263L65 262L64 260H66V257L64 260L63 259L62 260L61 259L56 260ZM67 259H69V257H67ZM167 259H165V262H168ZM6 260H7V258H6ZM17 260L19 261V259H17ZM69 260H71V259H69ZM121 260L123 261V259H121ZM121 260L119 259L118 262H122ZM142 260H144V259H142ZM160 260H159V264H160ZM71 261H73L74 264H77V263H75L76 261L74 262V259H72ZM94 261H96V260H94ZM104 261H106V259ZM52 262L51 261L46 262V263L43 262V264H47V263L52 264ZM113 262H111V264ZM65 263L71 264L67 261ZM65 263H63V264H65ZM97 263H99V262H97ZM92 264H93V262H92ZM95 264H96V262H95ZM115 264H116V261H115Z\"/></svg>", "mask_w": 264, "mask_h": 264}, {"label": "rangeland", "instance_id": "2", "mask_svg": "<svg viewBox=\"0 0 264 264\" xmlns=\"http://www.w3.org/2000/svg\"><path fill=\"white\" fill-rule=\"evenodd\" d=\"M179 49H180V47L177 48L176 50H179ZM176 50L174 49V51L177 53ZM180 50H181V49H180ZM176 53H175V54H176ZM177 54H180V53H177ZM177 54H176V55H177ZM181 54H182V53H181ZM177 56H178V55H177ZM179 56H180V55H179ZM180 57L182 58L183 56L181 55ZM181 58H180V59H181ZM163 60H164V59H163ZM163 60L160 61L161 64L164 63ZM167 60H168V59H167ZM182 60H183V59H182ZM166 62H168V64H167ZM165 63H166L167 65H170V64H169V61H165ZM165 63H164L163 65H165ZM158 64H159V63H158ZM163 65H162V68L164 67ZM158 67H159V66H156V68H158ZM160 67H161V65H160ZM165 67H166V66H165ZM159 69H160V68H159ZM129 105H130V104H129ZM144 106H145V107L142 106L143 108H141V106H138V105L136 104V107H134V104H133V106L128 107V109H130V110H128L127 112H125V107H126V106H125V107L123 108L125 114H122L123 116H122V115L119 116V117H120V121L118 120L119 117L117 118V121L120 122V123H122V121H123V124H120V123L118 124V123H117L116 125L121 126V129H123L124 126H127V125H128L127 123H129V128H131V126H132V129L137 128V129H138V130L136 129L137 131H139L140 128H143V129H144L143 124L140 123V125L142 124V125L140 126L138 122H137V125L139 126V128H138L137 125H136V126H133V125L130 126V123L136 124V122H133L136 118L139 119L140 117L146 116V115H148V114H152V110L150 111V109H151L150 106L148 107V108H150L149 110L146 108L147 105H144ZM105 107H106V106H105ZM139 107H140V108H139ZM107 108H108V105H107ZM107 108H104V109H107ZM144 108H146V109H144ZM191 108H192V109H191ZM191 108H190V109H191L192 111H194V115H195V114H196V113H195V112H196V111H195L196 108H195V107H191ZM126 109H127V107H126ZM131 110H132V111L135 110L136 112L138 111L137 114H133V115H134V117H133L134 119L132 118V116H133L132 113H134V112H131ZM106 111H109V110H106ZM106 111H105V113H106ZM95 112H96V110L91 111L90 114H89V116L92 117V115H94ZM122 112H123V110H122ZM122 112H121V113H122ZM127 113H130V114H129L130 116H128V117H130V118L127 119V121H126V119L124 120V118L121 119L122 117L126 116ZM143 113H145L146 115L143 114ZM91 114H92V115H91ZM139 114H143V115H142V116L140 115V117H138ZM191 114H192V112H191ZM110 115H111V113H110ZM135 115H136V116H135ZM194 115H192V116H194ZM196 115H198V113H197ZM121 116H122V117H121ZM108 117H109V114H108V112H107V114H105V119L108 118ZM128 117H126V118H128ZM146 117H147V116H146ZM146 117H145V118H146ZM131 118H132L133 120L130 121ZM145 118H144V117H143L142 119L140 118L139 121H142V120H144ZM172 118H173V117H172ZM172 118H171L172 121L169 119L170 122H173V120L175 119V118H173V119H172ZM36 119H37V118H36ZM56 119H57V118H56ZM147 119H148V118H147ZM192 119H193V118H190V121H191ZM34 120H35V119H34ZM54 120H55V119H54ZM106 120H107V122H106ZM106 120H105V122L108 123V122H109V118L106 119ZM194 120H195V119H194ZM194 120H192L191 123H190V121H189L190 125H191L192 123L195 124ZM35 121H36V120H35ZM37 121H38V120H37ZM37 121H36V122H37ZM146 121H147V120H146ZM32 122H34V121L32 120ZM32 122H31V124H33ZM36 122H34V124H33V128H32L31 125H28V126H26V129H24L25 127H24L22 124H20V126L22 125V127H23V128L21 127V128H22V129H21L22 131H21L20 129H18L19 126H17V128H16V125L13 126V127H14L13 129H12V128H9V130L12 129V132H10V131L8 130V128H7V131H9L10 133H14V134L10 135V136H13V139H12V137H10V138H8L9 140L14 141V143H15V141H16L17 145H18L19 143H20L19 145H21V142L23 143V145H21L22 148H21V146H20V148H19V147L17 148V145L14 144L13 142H12L13 145H10V144H9L10 147L12 146L13 148H16V149H14V150H16L17 152H18V150H19L21 153H23V151H24V153L26 152L27 155H28V156H27L26 154L24 155V153H23V154H20V156H19V153H20V152H18V154L16 153V154L18 155V160H16L17 163H15V164H13V165H18V164H19L20 159L22 160V158H20L22 155L24 156V157L22 156L23 159H25V157L28 158L27 160H26V159H25V160H22V161H24V165L26 166V165L28 164L27 162H28L29 159H30V161H33V158H35L36 156L41 155L42 153H45V150H46V152H48V150H49L50 147L47 148L46 145L49 146L52 142L50 143V142L46 141V142L49 143V144H46V143H45V139H46V138L48 139V137H46V138H42L43 135L41 134V131H42L43 127H42V125L40 124L39 127L37 126L38 128H37V127L35 128L34 126H35L36 124H37V125L39 124V122H38V123H36ZM124 122H125V123H124ZM143 122H145V121H143ZM174 122H175V121H174ZM35 123H36V124H35ZM55 123H56L55 126H57V125L59 126V125H60V124L58 123L57 120L55 121ZM146 123H147V122H146ZM28 124H29V123H28ZM125 124H126V125H125ZM172 124H173V123H172ZM174 124H175V123H174ZM221 124H222V123H221ZM221 124L219 123V126H221ZM18 125H19V124H18ZM105 125H107V124H105ZM108 125H110V124L108 123ZM123 125H124V126H123ZM144 125H145V123H144ZM29 126H30V128H29ZM58 126H57V127H58ZM118 126H117V127H118ZM122 126H123V127H122ZM173 126H175V125H173ZM191 126H192V125H191ZM105 127L107 128V126H105ZM113 127H114V126H113ZM127 127H128V126H127ZM148 127H149V125H147V128H148ZM171 127H172V126H171ZM176 127H177V125H176ZM28 128H29V129H28ZM40 128H41V130H40ZM59 128H60V126H59ZM106 128H105V130H103V131H104V134H105V131H106V134H107V135L110 134V137H111V133H112L113 131L110 132V133H107V132H109V130H114V128H113V129H110L109 126H108L109 129H108V128L106 129ZM172 128H173V127H172ZM172 128H171V130H172ZM178 128H179V126H178ZM14 129H16V130H14ZM23 129L25 130V133H24L25 136L23 135V131H24ZM33 129H34V131H32ZM46 129H47V128H46ZM145 129H146V128H145ZM145 129H144V131H145ZM168 129H169V128H168ZM174 129H175V128H174ZM176 129H177V128H176ZM193 129H195V131H194L195 133L198 131V130L196 131V129H198L197 127H196V128H193ZM27 130H28V131H27ZM107 130H108V131H107ZM127 130H128V129H127ZM127 130H124V131H126V133L128 132V134L124 135V134H123L124 132H123V133H122L123 135L121 134V135H122L121 138H125V140L123 139V140H124V144L126 143V144L124 145V147L127 146V149H128V148L132 149L131 144H132L133 142H135V140L138 139V138L136 139V137H137L136 135H140V134L143 133V132H140V131H139V133L136 132V135H135V133L132 132L133 135H134V136H132V134L130 135V132H131V131L129 132V131H127ZM129 130H131V129H129ZM13 131H15V132H13ZM30 131H31V132H30ZM43 131H45V129H44ZM122 131H123V130H121V132H122ZM164 131H165V130H164ZM164 131H163V132H164ZM172 131H173V130H172ZM237 131H238V130H237ZM17 132H18V134H17ZM19 132H20V133H19ZM26 132H28V134H26ZM163 132H162V133H163ZM165 132H166V131H165ZM175 132H176V131H175ZM189 132H190V131H189ZM192 132H193V131L191 130L190 133H192ZM194 132H193V133H194ZM234 132H236V130L233 131V133H231V134H232V136L230 135L231 137H235V136H233ZM21 133H22V135H21ZM33 133H34V134H33ZM35 133H36V135H35ZM168 133H169V132H168ZM190 133H189V135H187V137L185 136L186 138H185V137H184V138H185V140L188 139V141L186 140V141H187V142H186L187 144H193V145H192V146L189 145V148H188V145L185 144L184 147H186V149H185L184 151H183V148H182V150H180V148H179V147L177 148V146H176L177 149H176L175 147H173L174 145H176V142H177L176 140H175V141H176L175 143H174V141H173V142H168V141H167L166 143H168V145L165 144V142H164V144H165V145H164L163 143H161V140H160V139H162V137L159 138L161 135H160L159 137H157V136H158V135H157V136H156L157 138L149 137L148 139H150V140L153 139V140H151V142H148V141H147V142L149 143V145L152 144L153 141H154L153 143H154V144L156 143V145H158V143H161V145H164V146H167V147H169V145H171V144H174V145H171V146L174 148V150H173L172 147H171V149H172V150L170 149L171 151H170V150H169V152H168V151H164L165 149H163V148H162L163 146H162V147H160V151H157V150H159V149H157V148H159V146L152 145V146L156 147V149H157V150H156L154 147H149V146H148V143L146 142V147H149V148H152V149H153V150H151V153H153L152 156L155 155V156L157 157V156L160 154L159 157L162 156V158H164L165 160L162 159L163 161L160 162L161 159L157 160L156 157L154 158V156H153L152 158H153L154 160H151V161H150V160H149V155H148L149 153L146 154V156L148 157V158H147V157L144 155V152H143L142 150H140L141 153L143 152V155H144L145 158H147V160H146L144 163L142 162L143 165H142L141 163H139V162H138V164H137V162H136V160H137L136 157L140 160L139 157L143 156V155L139 152V154H140L139 156H134V157H135L134 161L136 162V164H134L135 162L132 161V163H133V162H134V163H133V164L131 163V165H133V166L130 165L131 168L134 169V168L136 167V165H138L139 167L142 166V167L144 168V165H147V167L145 166V170H144L143 168H142L143 170H141V168H140V171H145V174H144V175L147 174V173H146V170H149L148 167H150V169L152 168V169H151L152 172L154 171V168L161 167V164H163V167H165V166L167 165V167L169 168V165H168V164L170 163V161L172 162V160H174L175 158L173 157L172 160H171V159H170L171 157H170V158H169L170 161H167V162H168V163H167L166 160H167L168 156H169V155L171 156L172 154H173L172 156H175L176 153H173V152H174L175 150H179V151H177V152H178V153H177L178 155H176L175 157H176V158L179 157V158L176 159V160H177V162H178V160H180L179 162L182 163V164H180V163L178 162V163L180 164V165H179L175 160H174V161L177 163V165H179V166H177V167H180L179 170H180V169H183L184 166H181V165H185L184 162H183V158H185L186 156L189 155V156L191 157V159H190L189 156H188V157H189V159H190L191 161L194 159V157L196 156V154H195V152H194L196 149H195L194 147H196L197 142L199 141V138H198L199 136H198V134H200V133H198V134H195V133H194L195 135H197L196 137H193V136H194L193 133H192V136H191ZM237 133L239 134V132H237ZM16 134H17L18 136H20V135H21V136L18 137V136H16ZM19 134H20V135H19ZM44 134H46V132H45ZM83 134H84V135H85V134H87V135H88V134H89V135H92L91 133H88V132H85V133H83ZM106 134H105V135H106ZM171 134L173 135L174 132H171V133H170V136H169V137H172V139H170V138L168 139V140H170V141L174 140V139H173L174 136H171ZM187 134H188V133H187ZM204 134H205V133H204ZM33 135L37 136V141L39 140V141L42 142V143H41L42 146H43V144H44L43 147H45V149H44V148L42 149V146L40 147L39 142L35 143L36 139H35V137H34ZM41 135H42V137H41ZM84 135H82V141H83L84 137H87L86 135H85V136H84ZM89 135H88V136H89ZM128 135H129V136H128ZM205 135H206V134H205ZM234 135H235V134H234ZM14 136H15V137H14ZM44 136H45V135H44ZM124 136H125V137H124ZM135 136H136V137H135ZM152 136H153V135H152ZM162 136H163V135H162ZM165 136L167 137L168 134L165 135ZM188 136H189V137L191 136L192 139L195 138V139H197L198 141L195 140L196 142L194 143V141L191 140V142L189 143V140H190V139L188 138ZM237 136H239V135H237ZM237 136H236V137H237ZM16 137H17V138H16ZM30 137H31V138H30ZM90 137H92V136H89V138H90ZM106 137H108V136H106ZM110 137H108V139H109ZM128 137H129L130 139H129ZM133 137H134V138H133ZM191 137H190V138H191ZM204 137H205V136H204ZM227 137H228V136H227ZM231 137H230V138H231ZM92 138H93V137H92ZM164 138H165V137H164ZM167 138H168V137H167ZM167 138H166V139H167ZM200 138H201V137H200ZM228 138H229V137H228ZM237 138H238V137H237ZM239 138H240V137H239ZM32 139H33V140H32ZM43 139H44V140H43ZM47 139H46V140H47ZM106 139H107V138H105V140H106ZM157 139H158V141H157ZM175 139H176V138H175ZM182 139H183V138H182ZM182 139H181V140H182ZM210 139H212V138L210 137ZM224 139H227V138H224ZM233 139H235V138H233ZM9 140H7V141H9ZM48 140H49V139H48ZM84 140H85V139H84ZM90 140H92V139L90 138ZM109 140H110V139H109ZM155 140H156L158 143H157ZM159 140H160V141H159ZM177 140H178V137H177ZM206 140H207V139H206ZM221 140H222V139H221ZM227 140H228V139H227ZM227 140H226V141H227ZM229 140H230V139H229ZM236 140H237V139H236ZM11 141H9V142H11ZM18 141H20V142H18ZM23 141H24V142H23ZM49 141H50V140H49ZM87 141H88V143L91 142L92 144H91V143L88 144ZM127 141H132V142L129 143V142H127ZM138 141H139V140H138ZM165 141H166V140H165ZM182 141H183V140H182ZM207 141L210 142L209 139H208ZM223 141H224V140H223ZM232 141H233V140H232ZM33 142H34V143H33ZM83 142H84V143L86 142L89 146L91 145V148H92V149H89V152H90V150H91V151H93L94 153L91 152V153L89 154L88 151H87L86 153H84V152L81 151L82 154H81V153H80V154L78 153V155H77L78 157H77V158H78V160L80 161V163H78L77 165L79 166L82 162H83V164H82L81 166H79V167H76V168H80V167H81V169L83 168L84 170L81 171L82 173H81L80 170H79V172L81 173V175H80V173L78 174V172H76L78 169H75V168H74V170H75V171H73L74 174H75V176H74V181H75L76 183H74V181H73V182L70 183L69 186L72 187L71 190H73V193H75L76 195H78V196H76L77 199H78V198H79V199H83L84 201H87V202H89V203H91V204H92V203L95 204V206H99V205L101 204V199H102V198L99 199V195H97V194L99 193V191L96 192V188H100L101 185H100L99 187H98V186L95 187V190H94V188H92V187H93L92 185H93V184L95 185L96 183H95V182L91 183V182L94 181L93 179H95V177L93 178V176H91V175H90V176L92 177V181L90 180L89 182H87L89 179H91V177H89V175L86 177V175L90 172V169H91V168L89 167L90 164H88V163H89L88 161H91V160H88L87 157H88V155H89V156H90L89 159H91V156H92V159L95 160L96 158H100V157L102 158L103 155L99 152L98 149H97V151H96V148H97V147L95 148V142H94V139H93L92 141H89V140H88V137H87L86 140L83 141ZM93 142H94V145H93ZM107 142H108V140H107ZM107 142L105 141V147H106L108 144L111 143V142H110V143H109V142L107 143ZM136 142H137V141H136ZM162 142H163V141H162ZM178 142H179V140H178ZM228 142H229V141H228ZM12 143H11V144H12ZM81 143H82V142H81ZM106 143H107V145H106ZM138 143H139V145H136L137 143H135V144L133 143V148H134V149H135V147H136V149L138 148L137 150H139V149L142 148V147L140 146V141H139ZM170 143H171V144H170ZM184 143H185V141H184ZM213 143H214V142H213ZM225 143H226V142H225ZM33 144H34V146H33ZM128 144H129V145H128ZM141 144H142V143H141ZM182 144H183V143H182ZM182 144L179 143V145H182ZM14 145H15V146H14ZM19 145H18V146H19ZM24 145H25V146L28 145L27 148H28L29 146H31L33 149H32V148L30 149V147H29V149H27L26 147H24V148L26 149V150H24V149H23V146H24ZM80 145L83 146V144H80ZM143 145H144V144H143ZM186 145H187V146H186ZM194 145H195V146H194ZM211 145H212V144H211ZM35 146H36V147L38 146V147L36 148ZM81 146H80V148H81ZM137 146H140V147H137ZM150 146H151V145H150ZM209 146H210V145H209ZM144 147H145V145H144ZM144 147H143V148H144ZM182 147H183V146H182ZM39 148L42 149V150H40V151H44V152L38 154V153L40 152V151H39ZM52 148H53V143H52ZM143 148H142V149H143ZM161 148H162V149H161ZM165 148H166V147H165ZM213 148H214V149H213ZM213 148H211V150H212V149L215 150V147H214V146H213ZM17 149H18V150H17ZM21 149H22L23 151H22ZM127 149H126V150H127ZM130 149H128V150H130ZM134 149H133V152L136 153V149H135V151H134ZM191 149L193 150V152H192ZM27 150H28L29 152H28ZM143 150L145 151L146 149H143ZM155 150H156V151H155ZM167 150H168V148H167ZM33 151H34V152H33ZM153 151H154V152H153ZM181 151H182V152H181ZM37 152H38V153H37ZM65 152H66V151H62L61 153L57 152V154L60 156L59 159H62V158H64V157H66V156L64 155ZM95 152H98L97 155H96ZM146 152H148V150H147ZM146 152H145V153H146ZM160 152H161V153H160ZM162 152H163L164 154H163ZM166 152H167V153H166ZM179 152H181L180 154H182V155H179ZM233 152H234V151H233ZM233 152H232V150H230V152H228V153L230 154L229 156H231V157L233 156V157H232L233 160H234V164H233V165H236V164H235V158H234L235 155H234ZM263 152H264V151H262L260 154H262ZM31 153H32L33 155H30ZM36 153H37V155H36ZM51 153H52V152H51ZM51 153H49V154H51ZM130 153H131V152H130ZM151 153H150V156H151ZM154 153H159V154H154ZM228 153H226L227 156H228ZM248 153L251 154L250 151H249ZM248 153H246V154H248ZM34 154H35V155H34ZM47 154H48V153H47ZM47 154H43V155H41V157L44 158V157H45L44 155L49 156V155H47ZM54 154H56V153H54ZM54 154H53V155H54ZM83 154H84V155H83ZM133 154H134V153H133ZM174 154H175V155H174ZM235 154H236V153H235ZM250 154H249V155H250ZM29 155H30V156H29ZM79 155H80V156L82 155V157H81L82 159H80V156H79ZM85 155H86L87 157H86ZM137 155H138V154H137ZM165 155H167V156H165ZM221 155H222L221 153L218 154V156H220V157L222 158L223 155H222V156H221ZM224 155H225V154H224ZM251 155H254V154L252 153ZM251 155H250V156H251ZM50 156H51V155H50ZM56 156H57V155H56ZM95 156H97V157H95ZM105 156H106V155H105ZM105 156H104V157H105ZM108 156H109V155H107V157H108ZM177 156H178V157H177ZM197 156H198V155H197ZM225 156H226V155H225ZM225 156H223V157H225ZM227 156H226V157H227ZM229 156H228V158L230 159L231 157H229ZM246 156H247V155H245V157H246ZM262 156H263V158H262ZM57 157H58V156H57ZM94 157H95V158H94ZM159 157H157V158H159ZM198 157H199V156H198ZM220 157H219V159H220ZM247 157H248V156H247ZM251 157H252V156H251ZM256 157H258V156H256ZM256 157H255V155H254V158H255L254 161H255V163H259V162H260L259 160H257V162H256V159H259V157H261V160L264 159V155H263V154H262L261 156H259L258 158H256ZM108 158H109V157H108ZM108 158H105V159H108ZM152 158L150 157V159H152ZM192 158H193V159H192ZM232 158H231V159H232ZM252 158H253V157H252ZM38 159H39V158H38ZM38 159H37V161H38ZM46 159H47V158H46ZM48 159H49V161L51 160L52 162H49V161L47 160L48 162H46V163H48L50 166H51V165L53 166V168L50 169V171H53V169L55 170V168L59 165L58 163L60 162V160H59V161H54V159L57 160L58 158H56V157L53 158V156H52V158H48ZM143 159H144V158H143ZM195 159H196V157H195ZM199 159H200V157H199L198 159H196V160L199 161ZM224 159H225L226 162L228 163L227 159H226V158H224ZM231 159H230V160H231ZM246 159L249 160V158H246ZM246 159H244V160H246ZM250 159H251V158H250ZM144 160H145V159H144ZM156 160H157V162H156ZM196 160H193L195 164L198 163V161H196ZM233 160H232V161H229V163H228L227 165H228V166H229V165H232L231 163H233ZM252 160H253V159H251V161H252ZM16 161H15V162H16ZM22 161H20V162H22ZM26 161H27V162H26ZM34 161H36V160H34ZM140 161H141V160H140ZM148 161H149V163H151V162H153V163H151V164L146 163V162H148ZM154 161H155V162H154ZM184 161H185V160H184ZM200 161H201V160H200ZM220 161H221V160H220ZM220 161H219V162H220ZM38 162H39V161H38ZM38 162H37V163H38ZM55 162H58V163H56L57 165L54 164ZM128 162H129V161H128ZM175 162H174V163H175ZM222 162L225 163L224 160H223ZM230 162H231V163H230ZM29 163L31 164L32 162H29ZM34 163H35V162H34ZM76 163H77V162H76ZM145 163H146V164H145ZM160 163H161V164H160ZM165 163H166V164H165ZM172 163H173V162H172ZM174 163H173V164H174ZM176 163H175V164H176ZM189 163H191V162H189ZM199 163H200L201 166H202L203 163H205L206 165H208V162H207V161L202 162V164H201V162H199ZM199 163H198V164H199ZM245 163H248L247 160L245 161ZM245 163H243L242 165H244ZM261 163H262V165L264 166V164H263L264 162L261 161ZM261 163H260V164H261ZM22 164H23V162H22ZM32 164H33V163H32ZM35 164H36V163H35ZM39 164H40V163H39ZM128 164H129V163H128ZM153 164H155V166H154ZM164 164H165V165H164ZM170 164H171V163H170ZM173 164H171V166H173ZM195 164H194V165H195ZM198 164H197V165H198ZM219 164H221V162H220ZM225 164H226V163H225ZM250 164H251V163H250ZM250 164L248 163V165H247V166L249 167V171H248V172H251V171H250V170H251V169H250L251 166H252V169H253V170H254L255 168L257 169V167H258V169H259V166H260V165L255 167V166H253V165H256V164L253 163V165H251V166H250ZM19 165H21V164H19ZM24 165L22 166V167H24L23 169H25L26 167H29V166H26V167H25ZM28 165H29V164H28ZM37 165H38V164H37ZM55 165H56V167H55ZM75 165H76V164H75ZM86 165H87L90 169L87 167V168H88V170H87V168L84 167V166H86ZM149 165H150V166H149ZM200 165H199V166H200ZM203 165H204V164H203ZM222 165H223V164H222ZM245 165H246V164H245ZM245 165H244L243 168H245ZM32 166H33V165H32ZM32 166H30L31 170L35 169L34 166H33V168H32ZM35 166H36V165H35ZM105 166H106V167L108 166V167H107L108 169H106V168H105V169H106L107 171L110 172L111 170H109V165L106 163ZM138 166H137V167H138ZM189 166H190V169L192 168V169L194 170L192 164H190V165H186L185 168H186L187 170H185V169H184L183 171L180 170V172H181V171L183 172V173L181 172V174L179 173L178 168H176V165H175V168H173V167L170 168V169H173V170L176 169L175 171H177V172L180 174L181 178L183 177V174H186V176L184 175V177H185V179L187 178V180H188V181H187V180H184V179H183L184 177H183V178H182L183 182H182L180 176H178V177H177V176H176V177H173V174H174V173H175V175H179L177 172L172 173V177H173V180H174V181H176L177 179H178V180H181L180 182H176V183L174 184L173 188H175V187L177 188V186L179 187V183H181V182H182V184H183L182 187H185V188H186V186H187V185L185 184L186 182H187L188 184L190 183V185L192 186L193 183H192L191 181H189V180L193 179L194 177H195V179H193V180H195V181H193V182H194L195 184H193V185H195V188H197V187H199V186H198V183H199V185H201V183L204 182V181L202 180V179L204 178V176H205V178H207V180H209V184H207L208 186H209L210 184H212V182H213L214 184H217V186H215L214 184H212V185H214L213 187H215V188L212 187L211 190L209 189L210 187H208L207 185H205V186H207V188H208V190L206 189V191H208V192L205 191V186H203L204 184H202V185L200 186V187L203 189V192L205 191V193H203V192H201V193H203V194L206 195V193L209 194V191H211L210 194H213V198H212L211 196H210V197H211V198H210L208 195H207V196H208L207 198H209V199H213V200L215 199L214 201L212 200L213 202L210 200L211 203H215L214 205H212V204L210 203L213 207L210 205V207H208V208H210V209H208V208L205 209V208H204V209H205V211H204L205 213H208V210H212V211L209 212V214H207L208 216H210V215L213 216V215L210 214V213H215V210H216L217 212H219V211L216 209L217 207H219V210H220V211H221V210L224 211V213H223L224 215H225V213H227V212H225V210H224L225 207H226V211L229 212V213H227L228 215H226V216H224V215H222V214H215V215H214V216H216V217L214 218L215 220H216L217 217H222V219L217 220V221H220V222L217 224V227H216V225H215L217 221L215 222L214 225L211 224V226H212V227H211L210 224H209V221H207L206 218H203V217H201L202 215H200V212H201L202 209H203L202 206H203L205 203H207V202L209 203V202H210V201H207V199H205V196H204L203 194H201V195L204 197V198L202 197V199H205L206 201H205L204 204H202V206H201L202 209H201V207H200V209H201L200 211L198 210L199 208H197V207H199V206L201 205V204H200V205L197 206V204H199V202H201V203L204 202V200L197 198V197H199L197 194H198V192L201 190L200 187L198 188V189H200L199 191L196 189L198 192H197L196 190H194L193 187H192L193 190H192V191L190 190V194L193 192L194 196H195V197L197 196L196 198L194 197L196 200L198 199V201H199L198 203L196 202L197 204L195 203L197 207H195L194 204H192V205L194 206V207H192V205H190L191 201H189V199L186 200L185 197H180V194H178V193H181V194L184 193V194H185L184 196L187 197V194L189 193V189H190L191 186H187L186 189L183 188L182 190H181V186H180V188H179V191L181 190L180 192H178V188H177V190H176V188H175V191H174V192L176 193V191H177V195H179V196H177L175 193H172L171 195H169V196L171 197V199H169V202L172 201V203H173V202H174L173 199H178V200H179V199H181V198H183V199H181L182 202H183V200H184V198H185V202L188 203L187 201H189V203L186 204V203L183 202L184 205H183V204H180V205L178 204V206H176L177 204H174L175 207H171V208H170L169 206H167V207H169V208H167V213H166V214H169V215H167L168 218L166 219V216L164 217V214H163V216L161 217L162 219H165V220H162V219L160 218V216H158V215L160 214V212L157 211V210H159L158 208L160 207V205H159V207H158L157 210H156L157 213L159 212V214L156 215L157 217L160 218L159 220H158L157 217H154V216L150 217V216H148L149 214L152 215L153 213H154V214H157V213L155 212V210H154V212H153V208H154L153 206H152V207L149 206V207H150V208H149L150 210H149L148 208H146L147 206H146V207L144 206L145 208H144V207H139V208L147 209L148 211L152 212V214H151V213H148L147 215H145L146 213L142 212V213H144V216H143V214L141 213L140 217H139V214H138V215L136 214L137 216L134 215V217H133V216L131 217L130 214H135V213H140V212H135V213H133V211H135V210L132 211L131 209H129L130 211H132V212L130 213V211H129L128 209L125 208V207H129V208H133V209H135L136 207L134 208V206H132V203H128V202H127V203L125 204V207L120 206V205H122L123 202H121V204H119V203H120L119 201H120L121 199L119 198V200H117V198H118L119 195H120V194L118 195V193H117L118 196L115 195V197H116V200L118 201L119 206H120L121 208L123 207V209H126V211H128L127 213H129V216H127V214L124 212L123 214H125L126 216H124V215L122 216V215H121V214H122V212H121L122 209H120V207L117 205V206H118V209H120L119 212L117 211V210H118L117 207H116V208H115V207L113 208L114 210L117 209V210L115 211V212L117 213V215H116V214H114L113 209H112V207L110 206L111 209H112L111 212H113V215H114V216L116 215V216H115V219H116V217H118L119 215H120V216H119L118 218L123 219V221H122V220L120 221V219H118V218H117L116 220L113 219V220H115V221L118 220V221H120V222H123V223H122V224H123V229H122V230H121V227H122L121 225H122V224H120V222H117L120 226H119V225L115 226V225L117 224V223H116V224L114 225L115 222H114V223L112 222L113 225H112V224H108V223H111V218L109 217V216L111 215V212H108V211H103L104 214H102V215H103L104 217H107V214H108V215L110 214V215L108 216V217L110 218L109 220H108V218L106 219V218H102V217H99L98 219L93 218V217H89V219L87 218V221L89 220V221L91 222V223H90V222H87V221H86L85 217L80 218L79 222L77 221L78 219H77L76 217H69V218H68V221H70L71 219H72V220H75L74 222L77 223V225L80 224V223H84V224H86V222H87V224L90 225V226L93 224L91 227H89V229H90V230H94V231H92V232H95V233L98 231L97 233L100 235V238H99V239H101V238L104 236L100 241L97 240L98 237H99V235H98L97 233H96V234H95V233H92V232L89 231V230H88V231L90 232V235H88V234H87V235L90 236L92 239L89 238V237L87 236V239H88V240H86V238H85V239H84V238L81 239V237H80L79 241H77V240H78V236L76 237L77 234L75 235L74 233H76V232H78V231L74 232L75 228H73V227H77V225H76L74 222H71L72 220H71L70 222H71V223H74V225H76V226L71 225L70 223H69V226L71 225V226H73V227H71V226H70V227L65 226V224H67L68 221H67L66 223L63 222V223H65V224H63L62 226H61V224H59L61 221H63V219H61V221H60L59 219H60L61 217L65 216V213H66V210L68 209V207L66 208L65 206H63L62 208H65V210L63 209V210L65 211V213H64L63 210H61V211H63V213H62V214H58L57 212H58L59 210L57 211L56 208L59 209V207H58V204L56 203L57 200L54 198L55 196H54V197H51V196L49 197V195H50L51 193L55 192V189H53L54 191H52V189H51V190H50V194H49L48 190H49V188H56V191H57V189H58V187L56 186L57 184L54 185L55 182H52V180H54V178H55V181H56V180H58L59 177H60L61 179L58 180L59 182L56 181V183H58V184L61 186L60 181H62V177H63L64 175H67V174L64 173V172H66V170H63V169H62V170H63V171H62L61 169H59L60 166H58V167H57V170H58V169L60 170V171L58 170V172H60V173L62 172L63 175L61 174V176H60V173H58L59 175H56V176H58V177H53L52 180H51V176H50V178H47V176H44V177L41 176V177H39V179H36V177L38 176V174L36 173V172H38V168L35 169L36 172H35V170H34V171H30V170H29V172L26 171V172H28V173H24V174H26V175H27V174H29V175H34V178L37 180V182H38V184H39V185H38V184H35V186L32 185L33 187H35L36 193H39V192H40V193H39V194H40V197L43 196V194L46 193L47 196H46V194H45L43 197L45 198V196H46V198H47V197L50 198L51 200L49 199V203L53 201L52 199H55V200H54V201H55V204H54V205L52 204V205L55 206V207H52V208H54V209H52V208L50 209V207H48V212H47V210H45L46 207H45V204H44V203H46V206H49V205H47V199H48V198L45 200L44 198L41 197V198H42V201H41V198H40V197H36V196H39V194H36V196H35V198H34L33 195H35V194H33L34 192L32 191L31 199H30V196H29V199H30V200L28 199V201H27V203H26V207H27V204H30V203H31V204L29 205V207L31 206L29 209H32V208L34 209V208H36V207L34 206L35 203L39 204V203H42V202H43V205H44V206H43L42 204H40V205L42 206V208H39V207H38V208H39L38 210H41V209L44 208L45 211H44V210H43V211L46 213V215H44V214H43V211L41 210V211H40V212H41L40 215L37 214L36 216L39 215L40 218L37 217L38 219H41L42 217H43V218H42L40 221H39V220H38V221L36 220V222H34V223L31 222L32 220L30 221V217L28 218V216H29V215L32 216L33 214H36L37 211H36L35 209H34L33 211H32V210L29 211L28 207L26 208L27 210H26V209H20V207H21L20 202H22V200H23V202H22V206H23V205L25 204L24 202H25V201L27 200V198H28V194H29L31 191L27 192V190H29V189L26 188V189H27V190H26V193H27V194H26V195H27L26 197H27V198H25V195H23L25 199H24V198H23V199H20L21 195L18 196L17 194H15V195L18 196V198L21 200V201H20L19 199L16 198V196H15L14 194H12L13 197L10 196L11 193H12V192H11L12 188H11V190H10L9 188L12 187V186H11L12 184L10 185V183H9V185L7 186L8 189H6V187H5V189H6V190H5V193H6L7 191L9 192V193H6V196L8 197L9 202H10V203L12 202V204L15 205L14 202L16 203V201H17L16 204H17V206H18L20 212L23 213V211H24V216H27V215H28V216H27L28 219L26 218L27 221L24 220V219H23V220H24V221H23V220L21 219L23 214L21 213V214H22V215H21V218L19 217L20 220H19V219L17 218V216H16V218L18 219V221H17V220H15V217H14L15 215L13 216V214H12V215H11V218L14 217V219H13V221H12V220H10L9 217H7V216H9V214L6 213V211L9 212L8 208L11 209V207H12L11 205H12V204H10V203L8 202V200H7V204H5V203H6V200L4 201L3 198L6 199V196L4 195V192H2L3 194L0 192V193H1V194H0V199L2 200V202H5V203H2V202L0 201V219L3 218L2 221L0 220V224L4 221V222H3L4 225H1L2 227H0V228L5 232V233H4V232L0 229V235H2V236H0V258H2V259H0V264H3V263H4V264H17L18 262H19L18 264H22V262H21L20 260H25V259H23V258H25L26 256H27V258L29 259V258H30L29 254H28V253H30L29 251H31V254L33 253V252H32V248H35V247H34V246L32 247V244L35 245V246L37 247V249H39V247L41 248L40 250L45 249L46 247H45L44 245H46V242L48 243V240L51 241L52 239H50V238L53 237L54 235H55L56 237H57L58 235H60V237L58 236V239H60V238L63 239V238H64V239H63L64 242H63V240L60 241L61 239H60L59 242H58L57 238L55 237V238H56L55 243L58 244V245L55 246V247H57L58 250H57L55 247H54V248H55L54 250H53V248L50 247L51 249H49V250H47V251H44V252L47 253V257H46V253L40 251V252H42V253H41V258H42L43 255H44L45 257L43 256L42 259H39L38 257L40 256V254H39V252H38V253H37L38 257H37L36 255H35V256L33 255L34 257H33V258L31 257L32 260H31V258H30V260H27V262H26V261H25V262L23 261V263H24V264H27V263H28V264H31V263H32V264H43V262H44V263L49 262V261L52 262V260H50V259H51V256H53V253H54V256H55V255H57V256H55V257L53 256V257H54L53 262L55 261V258H56V257H57V259H61V260L63 259L62 257H64V259H65V257H66V260H64V259H63V260H64L65 262L67 261V262H69V263H71V264H74L73 261H71L72 259H74V262L76 261L75 263H77V264H85L86 262L84 263V261H83L82 258H81V257H83V255H85L83 259H84V260H85V259H88V260H85V261H87V262H89V263H91V264H92V262H93V264H95V262H96V264H111V262H113V261H114V262H113L112 264H115V261H116V264H119V263H120V264H159V260H160V259L157 258L158 256H156V257L154 258V256H152L153 254H151V253H152V252L155 253L156 250H158L157 252H161V251H159V250H163L164 248H166V246H165V244H164V247H161V249H159L160 247L158 248V246H157V247H155V248H157V249L154 251V246H153V244L156 246V244H157V243L159 244V242H157V241H156V242H153L152 240H154V239H153L151 236L154 234V233H152L154 230H155L156 233H157V231L159 230V229H158V228H159L158 225L161 224L162 222H165V221H166V223H162V224L164 225V227H163L164 229H166V225H168V226H167V229H168V227H171V229L169 228V229H170V232L172 231L173 228H174V229H175V228H179V229H180V230L177 229V231H176V232L180 233V235H179L178 233H176V234L174 233V235H176V237H175L176 240H175V241H174V240H173V241L171 240V239L174 238V237H172V236H173L172 233H173L174 230H173L172 233H171V234H172V235H171L172 238H171L170 236H169L168 238L165 237V232H166V231H165L164 229H163V231H162V233H161L162 235L158 233V234H159L158 237H161V236H162V239H163V240H162L161 238H158V237H157V238H158V239H157L158 241H164V243L168 242V244H170V243L172 244V246H170L171 244L169 245V246L172 248V249L170 248L171 251H170V250H167V248H166V251L173 252V253H174V256H173V253H171V256H173V257L171 258V256H169L170 254L167 255L168 252L165 251V253H166L165 257L168 256V257L171 258V260H172V259L175 260L174 258L177 257V254H180V255H181V256H180L181 258L185 257V258H184V264H264V173H262L261 176H259V178H258V177H255V178H254V177H252V176L255 175V174H256L255 172H257V171H254V172H253V170H252V172L255 173V174H253L252 176H249V175L252 174V172H251L250 174L248 173V174H249V175H248V174L246 173V170H245V171L242 170V169H243L242 167H241V169H239L240 172H239V171H236V173L239 172V173L236 174L234 169H232V173H230V171H228V170L231 169V167H229L230 169H229V168L227 169V168H225L226 166H223V167H224L223 171L225 172V176H228V175L230 176V175H231V177L227 178L228 180L225 179V181H227V182L229 181V183H228L229 185H226L227 182L225 183L224 179H223V178H220L221 181H223V182L220 183L221 186L219 185L220 188H222V183H225V185H226L227 187L223 184V188H222V189H225V190H223L221 193L219 192V193H220V194H219V193H217V192L220 191V190H222V189H220L219 186H218V181L220 182V180L218 179L219 177H217V175H216V178H215V179L213 178V179H214L213 181H212L211 179H208L209 176H210V178H211V172H209V170H208L209 166L207 167V171H206V173H207V172L210 173L209 176H208V173H207V174L205 173V170H206V169H205V168H204L205 170L202 169V170H204V171H203L204 174H206V175L208 176V177H207L206 175L202 176V174H200V176L203 177V178L200 177L202 182H201V181H200V182L197 181L198 179L200 180V178H199L198 176H199V172L201 173L202 170H201V171H198V170H199V169H198L199 167L195 165L196 167H198L197 169H196V167H195V169L198 171V175H196V174H197V173H196V174H195L196 176H195V175H192V177H191V176H190L191 173L194 174V172H192L193 170L191 171V170L189 169ZM191 166H192V167H191ZM7 167H8V166H7ZM20 167H21V166H20ZM20 167H17V166L14 167V166H13L12 168H13V169L16 168V170H18V168H20ZM38 167H39V165H38ZM137 167H136V168H137ZM163 167H162V168H163ZM167 167H166V168H167ZM204 167H205V165H204ZM233 167H234V166H233ZM233 167H232V168H233ZM253 167H255V168H253ZM10 168H11V167H8V168L6 169L7 173H6V172H5L6 174L4 173L5 175H7V177H5L4 174H3V177H1V176H2V175H1L2 172L5 170V169H4V170L2 169L1 174H0V175H1V176H0V181H1V180H3V181L5 180L4 182L7 183V182H6L7 179H8V181H9V180H12V181H13L14 178L16 179V178H18L21 174H23L22 172H14L13 169H11V171H9L8 169H10ZM50 168H51V167H50ZM61 168H65V167H61ZM136 168H135V169H136ZM201 168H203V166H202ZM235 168H236V167H235ZM237 168H240V166L237 167ZM260 168H261V167H260ZM262 168H263V167H262ZM28 169H29V168H27V170H28ZM163 169H165V168H163ZM163 169H162V170H163ZM225 169H226V170H225ZM245 169H246V168H245ZM256 169H255V170H256ZM12 170H13L14 173H16V176H15V177H14V175H13L14 173L12 172ZM106 170H105V171H106ZM158 170H159V169H158ZM167 170H168V169H167ZM188 170H189V171H188ZM196 170H194V171H196ZM233 170H234V173H235L236 175H234V178L232 179V177H233L232 174H234V173H233ZM236 170H237V169H236ZM247 170H248V168H247ZM260 170H261V172H262V171L264 172V169H260ZM18 171H19V170H18ZM20 171H21V169H20ZM83 171H84V173H83ZM88 171H89V172H88ZM140 171H139V172H140ZM159 171H160V170H159ZM184 171H187V173H186V172L184 173ZM190 171H191V172H190ZM242 171H243V172H242ZM258 171H259V170H258ZM8 172H9V173H8ZM11 172H12L13 174H12ZM34 172H35V173H34ZM53 172H56V170L53 171ZM70 172H71V171H70ZM86 172H88V173L85 174ZM92 172H93V171L91 170V173H92ZM137 172H138V171H137ZM139 172H138V173H139ZM147 172H148V171H147ZM149 172H150V171H149ZM152 172H151V173H152ZM155 172H156V171H155ZM155 172H153L154 175H158V174L155 173ZM163 172H164V171H163ZM10 173L12 174V177L10 176ZM56 173H57V172H56ZM67 173H68V172H67ZM76 173H77V174H76ZM110 173H111V172H110ZM140 173H141V172H140ZM164 173H166V172H164ZM189 173H190V174H189ZM220 173H222V171H221ZM226 173H227L228 175H226ZM240 173H244L243 176H241L242 174H240ZM245 173H246V174H245ZM259 173H260V172H259ZM74 174H73V175H74ZM84 174H85V177H86V178H89V179H84V178H82V177H83L82 175H84ZM130 174H131V173H130ZM187 174H188V175H187ZM223 174H224V173H223ZM223 174H222V175H223ZM78 175H80L79 177H81L82 179L79 178ZM92 175H93V173H92ZM110 175H112V174H110ZM110 175H109V173L107 174V177H106L105 181H107V180L110 181V182L112 181V183H110V182L107 181V184L110 185V188H111V185H112V184H115V182L120 181L119 179H121V178L118 179V178H117V177H119L118 175H115V176L112 175V176H114V178H117V180L113 183L114 178H113V180H112V178L110 177V178H111V179H110V178H109ZM132 175H135V174H132ZM132 175H131V176H132ZM136 175H137V173H136ZM138 175L142 176L141 179H143V178L146 179V180L148 179L147 177H146V178L143 177V174H142V175H141V174H138ZM154 175H153V176H154ZM219 175H221V174H219ZM9 176H10V177H9ZM69 176H70V175H69ZM94 176H95V174H94ZM116 176H117V177H116ZM124 176H125V175H123V177H124ZM140 176H139V177H140ZM148 176H149V177L151 176L150 173H149ZM153 176L151 177V178H152V181H153ZM225 176H223V177L225 178ZM237 176H238V179H237ZM256 176H257V174H256ZM31 177H32V176H31ZM121 177H122V176H121ZM133 177H134V176H133ZM136 177H137V176H136ZM155 177H156V176H155ZM155 177H154V178H155ZM162 177H164L163 174H162ZM197 177H198V179L196 180ZM212 177H213V176H212ZM221 177H222V176H221ZM239 177H240V178H239ZM251 177H252V178H251ZM34 178H32V179H34ZM37 178H38V177H37ZM40 178L43 179V180L41 181ZM78 178L81 180V182H80V180H76V179H78ZM108 178H109L110 180H109ZM124 178H125V177H124ZM127 178H129V177H126V179H127ZM134 178H135V177H134ZM175 178H176V179H175ZM179 178H180V179H179ZM205 178H204V179H205ZM230 178H231V179H230ZM260 178H261V179H260ZM15 179H14V180H15ZM32 179H31V180H32ZM46 179H47V180H46ZM48 179H50V180H48ZM216 179H218V181H216V183H215V180H216ZM222 179H223V180H222ZM235 179H236V181H235ZM16 180H17V179H16ZM31 180H30L29 183H31ZM38 180H39V181H38ZM82 180H84V181L82 182ZM85 180H87V181H85ZM128 180H130V179H128ZM133 180H134V179H133ZM133 180H130V182L133 181ZM135 180H136V179H135ZM146 180H145V181H146ZM173 180H172V181H173ZM230 180H231V181H230ZM254 180H257V181L259 180L261 183H260L259 181H258L259 183H257V181H254ZM32 181L35 182V180H32ZM44 181H45V182H44ZM49 181L52 182V183H51L52 185H50V182H49ZM78 181H79V182H78ZM138 181H139V180H138ZM145 181H143V182H145ZM148 181H151V179L149 178ZM148 181H146V183H148ZM174 181L171 182V184H173ZM184 181H186V182H184ZM250 181H251V182H250ZM253 181L256 182L257 185H256V184H253ZM9 182H11V181H9ZM34 182H33V183H34ZM124 182L126 183V180H123V181H122V183H124ZM128 182H129V181H127V183H128ZM135 182H137V180H136ZM163 182H164V181H163ZM163 182H161V183H163ZM196 182H197V184H196ZM205 182H206V181H205ZM205 182H204V183H205ZM0 183H2V181H1ZM5 183H4V186L7 185V184H5ZM11 183H13V182H11ZM14 183H15V182H14ZM35 183H36V182H35ZM44 183H48L49 185L44 184ZM77 183H78V184H77ZM89 183L92 184V185H89ZM127 183H126V184H127ZM132 183H133V182H132ZM141 183H142V182H141ZM141 183H140V184H141ZM146 183H145V184H146ZM149 183H156V182H155V180H154V182H149ZM149 183H148V186H149V188H150L152 185L150 186ZM2 184H3V183H2ZM15 184H16V183H15ZM15 184H14L13 186H17V185H15ZM31 184H32V183H31ZM43 184H44L45 186H49L48 188H46V189H48V190L44 189L45 186H44V187H39V188H37L38 190L36 189V187H38V186H43ZM73 184H74V185H73ZM85 184H87V185L85 186ZM119 184H121V183L119 182L118 185H119ZM126 184H124V186H122L123 189H124L125 187H130L129 185H131V184L126 185ZM142 184H143V183H142ZM142 184H141V186L143 187L145 184H143V185H142ZM164 184H165V183H164ZM169 184H170V182H169ZM184 184H185V185H184ZM230 184H232V185H230ZM28 185H29V187H28V186H27V187L30 188V184H28ZM37 185H38V186H37ZM53 185H54L55 187H54ZM82 185H83V186H82ZM115 185H116V184H115ZM118 185H117V186H118ZM125 185H126V186H125ZM146 185H147V184H146ZM157 185H158V184H157ZM175 185H176V186H175ZM254 185H255V186H254ZM32 186H31V187H32ZM60 186H59V187H60ZM87 186H88V187H87ZM106 186H107V185H106ZM120 186H121V185H120ZM148 186H144V187H145V188L147 187V189H148ZM171 186H172V185H171ZM196 186H197V187H196ZM76 187H77V189H76ZM142 187H141V188H142ZM154 187H156V186L154 185L153 188H154ZM167 187H168V186H167ZM167 187L165 188V187L163 186L162 188H161V187H160V188H161L162 190H164V191L167 190L168 194H170V193H169L170 190L168 191V188H169V187H168V188H167ZM188 187H189V189H188ZM40 188H42L41 191H40ZM106 188H107V187H106ZM106 188H105V191L108 190V189L106 190ZM110 188H109L108 192L106 193V194H108V196L111 195V192H110L111 189H110ZM141 188L139 187L140 190H141ZM145 188H142V190H143V191H148V190H144ZM156 188H158V186H157ZM160 188H158V190H159ZM163 188H164V189H163ZM171 188H172V187H171ZM218 188H219L220 190H218V191L216 190V191H217V192H216L214 189H218ZM14 189H15V187H14ZM32 189H34V188H32ZM32 189L30 188V190H32ZM43 189H44V191H45V190H46V191H45V192L43 191V194H41V192H42ZM74 189H75V190H74ZM92 189H93V190H92ZM126 189H127V188H126ZM154 189H155V188H154ZM169 189H170V188H169ZM9 190H10V191H9ZM35 190H34V191H35ZM58 190H59V189H58ZM85 190H86V191H85ZM88 190H89V192H88ZM91 190L93 191V192H92L93 194L91 193ZM98 190H99V189H98ZM152 190H153V189H152ZM173 190H174V189H173ZM212 190H213V192H212ZM38 191H39V192H38ZM75 191H76V192H75ZM79 191H80V192H79ZM101 191H104V190H101ZM112 191H114L115 194H116V191H117V190L112 189ZM143 191H141V192H143ZM182 191H183V192H182ZM201 191H202V190H201ZM10 192H11V193H10ZM13 192H14V190H13ZM77 192H78V193H77ZM81 192H82V194H80ZM95 192H96V194H95ZM114 192H113V198H115V197H114ZM117 192H118V191H117ZM125 192H126V191H125ZM151 192H152V191H151ZM160 192H161V191H160ZM167 192H166V193H167ZM171 192H172V190H171ZM195 192H197L196 195H195ZM15 193H16V191H15ZM149 193H150V190H149ZM149 193H147V194H146V193H145V194L142 193V194H144V195H148V196H149V195H152L151 193H150V194H149ZM216 193H217V194H216ZM8 194H10V195H8ZM75 194H73V196H74ZM88 194H89V195H88ZM138 194H139V193H138ZM142 194L140 193V194H139V195H140L139 197H136L135 199H134V198H133V199L136 200V202H137V198H139V200H141V202H142V200H143V202L145 203V202H146V201H145L146 199H143V198H142V197L144 196V195L142 196ZM168 194H166V195L168 196ZM218 194H219V196H218ZM29 195H31V193H30ZM51 195L53 196L54 194H51ZM80 195H82V196H80ZM86 195H87V196H86ZM92 195L97 196L98 199H96V198L92 199ZM102 195H104V194H102ZM153 195H154V194H153ZM174 195L176 196V198H175V197L173 198ZM188 195H189V194H188ZM191 195H192V194H191ZM199 195H200V193H199ZM79 196H80V197H79ZM88 196H89L90 198H89ZM94 196H93V197H94ZM108 196H107V197H108ZM182 196H183V194H182ZM189 196H190V195H189ZM2 197H3V198H2ZM32 197H33V198H32ZM100 197H101V195H100ZM120 197L122 198V195H121ZM200 197H201V196H200ZM15 198H16V199H15ZM104 198H106V195L104 196ZM144 198H145V196H144ZM146 198H147V197H146ZM168 198H169V197H168ZM190 198H191V196H190ZM32 199H33V201H32ZM37 199H39L40 201L37 200ZM79 199H78V200H79ZM85 199H86V200H85ZM91 199H92V202L89 201V200H91ZM106 199H107V198H106ZM122 199H123V198H122ZM192 199H193V197L191 198V200H192ZM195 199H194V200H195ZM219 199L222 200V203H219V202H221ZM24 200H25V201H24ZM43 200H44V201H43ZM62 200H63V199H62ZM114 200H115V199H114ZM126 200H127V199H126ZM139 200H138V202H140ZM149 200H150V198L148 197L147 202H148ZM181 200H179V201H181ZM200 200H201V201H200ZM217 200H219V201L216 203ZM19 201H20V202H19ZM93 201H95V202L100 201V202H99L100 204L97 205V203H95V202H93ZM105 201H106V200H105ZM117 201H115V203H116ZM123 201H124V200H123ZM132 201H133V200H132ZM132 201L130 200V202H132ZM156 201H157V200H156ZM158 201H159V200H158ZM179 201H178V202H179ZM202 201H203V202H202ZM33 202H34V203H33ZM136 202H135V203H136ZM143 202H142V204H143ZM147 202H146V204H147ZM149 202H150V201H149ZM151 202H152V201H151ZM8 203H9L10 205H9ZM23 203H24V204H23ZM133 203H134V202H133ZM156 203H157V202H156ZM156 203H155V204H156ZM161 203H163V201H161ZM161 203H160V204H161ZM175 203H176V202H175ZM192 203H193V202H192ZM18 204H20V205H18ZM50 204H51V203H50ZM68 204H69V203H68ZM68 204H67V205H68ZM128 204L131 205L132 207H130V206H126V205H128ZM137 204H138V203H137ZM139 204L141 205V203H139ZM139 204H138V205H139ZM152 204H154V203L152 202ZM155 204H154V205H155ZM158 204H159V203H158ZM8 205H9V207L7 208L6 206H8ZM56 205H57V207H56ZM123 205H124V204H123ZM140 205H139V206H140ZM147 205H150V204H147ZM174 205H173V206H174ZM189 205L192 207V210H194V211H193V212H194V215H193V213H192V210H190V209L188 208ZM3 206H5V207H3ZM17 206H16V207H17ZM19 206H20V207H19ZM32 206H33V207H32ZM41 206H40V207H41ZM135 206H137V205H135ZM141 206H142V205H141ZM163 206H164V205H163ZM163 206H161V207H163ZM171 206H172V205H171ZM181 206H183V208H184L183 214H181V213H182L181 210H180V207H181ZM207 206H209V204H208V205L206 204V207H207ZM214 206H216V208H215ZM23 207L25 208V205H24ZM23 207H22V208H23ZM107 207H108V206H107ZM155 207H156V206H155ZM204 207H205V206H204ZM12 208H13V207H12ZM14 208H15V207H14ZM14 208H13V209H14ZM105 208H106V207H105ZM139 208H138V206H137V209H139ZM151 208H152V209H151ZM175 208H176V209H175ZM183 208L181 207V209H183ZM193 208H195V209L198 210V212H199V216H200V217H199L200 220H201V218H202V221H201V222H200V220H199V218H198V216H197L198 213H197L196 210L193 209ZM212 208H215V209H212ZM3 209H5V210H3ZM6 209H7V210H6ZM13 209H12V210H13ZM36 209H37V208H36ZM49 209H50V210H49ZM107 209H108V208H107ZM162 209H163V211H164L165 207L162 208ZM162 209H161V211H162ZM168 209H169V210H168ZM173 209H174V211L176 210V211L178 212V214H177V213L175 214V212H174V215H172V214H173V213H172ZM1 210H2V211H1ZM14 210L17 211V212L14 211V213H16L17 215H18V213H19V215H20V212H18V211H19L18 209L15 208ZM55 210H56L57 212H54ZM104 210H106V209H104ZM147 210H146V212H147ZM170 210H171V214H170ZM26 211L28 212L27 215H25V213H27ZM31 211H32L33 213H32ZM35 211H36V213H35ZM61 211H59V212H61ZM67 211H69V209H68ZM70 211H71V210H70ZM109 211H110V210H109ZM122 211H123V210H122ZM136 211H137V210H136ZM163 211H162V212H163ZM190 211H191V214H190ZM213 211H214V212H213ZM2 212H5V213L3 214ZM11 212H13V211H11ZM38 212H39V211H38ZM52 212H54V213L52 214ZM107 212H108V213H107ZM187 212H188V213H187ZM217 212H216V213H217ZM9 213H10V212H9ZM29 213H32V214H29ZM106 213H107V214H106ZM179 213H180L181 215H180ZM196 213H197V215H195ZM205 213H204V217H205V216L207 217V215H206ZM10 214H11V213H10ZM54 214H55L56 217H55V216H54V217H51V216H53ZM56 214H57V215H56ZM105 214H106V215H105ZM166 214H165V215H166ZM186 214H190V215H189V218H190V217H192V218H191V219H188V215H186ZM202 214H203V212H202ZM1 215H2L3 217H1ZM6 215H7V216H6ZM50 215H51V216H50ZM161 215H162V213H161ZM171 215L173 216V218H172ZM176 215H179V217H177ZM191 215H193V216H191ZM5 216H6V217H5ZM114 216H113V217H114ZM142 216H143L144 218H147V216H148V217H150V218H152V219H154V218L157 219V220H156V219H155V220L157 221V224H158V225H157V224L152 225V224H154L153 222H152V224H151V223H148V222H147V219H148V221L151 220V219H149V218H147V219L145 220L146 222L143 220L145 223L151 224L150 226H148V224H147V226L145 227V228L150 227V228L147 229V230H150V229L152 228V230H153L152 232H151V231H147L148 234L151 232V233H150V236H149V235L147 236V233H144V231L146 230V229L144 228V226H145L144 224H145V223L142 222L143 224L139 225L140 222H141L140 220H141V217H142ZM145 216H146V217H145ZM182 216H183V218L188 219V220L190 221V222H188L187 225H186L187 222H185V221H187V220L182 219ZM184 216H185V217H184ZM196 216H197V218H196ZM214 216H213V217H214ZM4 217H5V219H4ZM33 217H35V216H32L31 218L33 219ZM113 217H112V218H113ZM125 217H126V219H125ZM128 217H129V218H130V217L132 218V219L130 218L131 221H132V220L135 221V218H136V222L131 223V224L138 223L137 225L135 224L136 226L134 225L135 228H132L133 225L131 226V225H130V222L126 224L127 227H128V225H129V227H130L129 229L124 225V223H125V221H126L127 219H128L127 221H130ZM143 217H142V218H143ZM174 217H177V218H179L180 220L177 219V218H176L177 220H175ZM37 218H36V219H37ZM45 218H48L49 220H51V221L48 222V219H46V221H47L48 224L51 223V224L53 225V226H51V224H50L51 228H53V229H50V230H49V228H47L48 230H47V229H44V231H45V230H46L47 232L50 231V233H51V230H52V233H53V234H52V233H51V234L49 233V235L46 236V234H47L46 232H43V231H42V233H39V234H40V237H41V238L43 237V238H42V239H43V240H42L43 242H42L41 240H40V241H41L43 244L45 243L44 245H42V243L39 242V240H36V239L33 240V239H30L31 237H28V236H30V235L33 234L32 237L34 238V237H35V234H36V233H35V234L33 233L34 231H32V232H31V231H28L29 233L27 232V234H29V235L26 236V233H24V231L22 232V229H24V230H27V229H25V228H21V227L23 226L22 224H24V226H26V228H31V229H32V228H33V229L39 228V226L41 225V223L43 222V220H44ZM74 218H75V219H74ZM92 218H93V219H92ZM133 218H134V219H133ZM144 218H143V219H144ZM171 218H172V220H171ZM211 218H212V217H211ZM6 219H8V220H6ZM82 219L85 220V222L82 221ZM94 219H96L95 222H97V223H93V222H94V221H93ZM204 219H206V220H204ZM208 219H209V217H208ZM214 219H213V221H215ZM5 220H6V221H5ZM14 220H15V221H14ZM34 220H35V218H34ZM34 220H33V221H34ZM58 220H59V222H58ZM97 220H98V221H97ZM155 220H154V222H156ZM182 220H184V223H185V224H183V221H182ZM10 221H12V222H11L12 224H13V222H16V224H14V225L16 226V229L14 228V230H12V227H15V226H13V225L10 226V225H11ZM19 221H21V222L23 221L24 223H23V222L20 223ZM29 221H30V223H29ZM52 221H54L55 223L53 224ZM56 221H57L58 223H57ZM65 221H66V220H65ZM100 221H101V222H100ZM102 221H103V223H102ZM108 221H109V222H108ZM127 221H126V222H127ZM138 221H139V222H138ZM151 221H152V220H151ZM151 221H150V222H151ZM158 221L161 222V223H159ZM170 221H171V222H170ZM175 221H178V224H177V225H176V222H175ZM194 221H195V222H198V221H199L200 224L197 225V223H195L198 227H199V225H204L203 222L206 224V221H207L209 225H208V224H206V225L209 226V227H207V226H206V227L209 228V229H207V228L205 227V230H203V226H201V227H202V232H201V229L198 230L197 226L194 225ZM210 221H211V220H210ZM6 222H7V224H5ZM8 222H9V224H8ZM17 222H18L19 228L21 229L22 235H20V233H21L20 230H19V232H18L19 234H17V231H18V229H19V228H17V227H18ZM26 222L28 223V225L26 224ZM44 222H45V221H44ZM106 222H107V223H106ZM173 222H174V223H173ZM19 223H20V224H19ZM98 223H100V224H98ZM168 223H169V224H168ZM172 223H173V224H172ZM210 223H211V222H210ZM213 223H214V222H213ZM32 224H33V225H32ZM34 224H36V225H34ZM37 224H38V225H37ZM48 224H47V225H48ZM57 224H59L60 227H59V225L57 226ZM84 224H83V226H84ZM95 224H96V225H95ZM104 224H106V225L103 226ZM107 224H108V225H107ZM170 224H172V225H170ZM174 224H175V225H174ZM192 224H193V225H192ZM6 225H7V226H6ZM8 225H9V226H8ZM20 225H22V226H20ZM88 225H87V226H88ZM94 225H95L96 227H95ZM100 225H101L102 227L98 229V227H100ZM111 225H112V227H111ZM185 225H186V226H185ZM4 226H5V229H3ZM24 226H23V227H24ZM55 226H56V227H55ZM78 226H79V225H78ZM83 226L81 225V227H82V228H81L82 231H83V229H84ZM106 226H107V227H106ZM118 226L120 227V229H118V228H119ZM138 226H139V227H138ZM140 226H142V227H140ZM151 226H155V227L153 228V227H151ZM156 226H158V227H157V231H156ZM160 226H161V225H160ZM183 226H184V227H183ZM193 226H194V227L196 226V228H194ZM6 227L8 228V231L6 230V229H7ZM9 227H10V228H9ZM48 227H49V226H48ZM63 227H64V228H63ZM66 227L68 228V231H65V230L67 229ZM92 227H93L94 229H93ZM105 227H106V228H105ZM108 227H109V228H108ZM115 227H116V228H115ZM136 227H137V228H136ZM182 227H183V228H182ZM201 227H200V228H201ZM215 227H216V228H215ZM59 228H60V229H59ZM85 228H86V230H84V231L87 232V229H88V228H87V227H85ZM91 228H92V229H91ZM95 228H96V229H95ZM104 228H105V229H104ZM110 228H113V229L110 230ZM126 228H127L128 230H127ZM142 228L145 229V230L142 231V230H141ZM161 228H162V226H161ZM189 228H190V229L192 228V230H193V231H192L193 235L196 234V236H194V237H196V238L192 237V242L188 241V239H187L188 235L191 236V230H190V232H189ZM212 228H214V229H212ZM9 229H10V230H9ZM31 229H29V230H31ZM54 229H55V230H54ZM56 229H58V230H56ZM73 229H74V230H73ZM78 229H79V227H78ZM106 229H107V230H110V231L108 232ZM116 229H118V230H117V232L119 231L118 233L116 232ZM124 229H125V230H124ZM134 229H136V230H134ZM138 229H139V231H138ZM167 229H166V230H167ZM169 229H168V230H169ZM187 229H188V231L186 232ZM206 229H207V230H206ZM16 230H17V231H16ZM37 230H38V229H37ZM69 230H71V231L73 230L72 232H74V233H72V235H71V233H70V234L68 235V238H67L66 235L70 232ZM76 230H77V229H76ZM95 230H96V231H95ZM101 230H102V231H101ZM120 230H121V231H120ZM123 230H124V231H123ZM131 230H134V231H131ZM161 230H162V229H160V231H161ZM175 230H176V229H175ZM178 230H179V231H178ZM182 230L184 231L183 234H182V232H183ZM12 231H13V232H12ZM15 231H16V233H14ZM38 231L40 232V230H38ZM56 231H57V232H56ZM80 231H81V230H80ZM80 231H79V233H80V234H83V233H81ZM99 231H100V232H99ZM103 231H104V233H103ZM125 231H126V232H125ZM130 231H131V232H130ZM160 231H159V232H160ZM25 232H26V231H25ZM63 232H64V234H65V232H66V235H63ZM105 232H106V233H105ZM111 232H112V233H111ZM120 232H122V233L120 234ZM134 232H135V233H134ZM142 232H143V234H142L143 237H145V239L143 238V240H142V238H141L142 235L138 234V233H142ZM170 232H168V234H170ZM43 233H46V234H44L45 236H42V235H41V234H43ZM91 233H92L93 235H92ZM100 233H101V234H100ZM110 233H111V234H110ZM114 233H115V234H114ZM116 233H117V234H116ZM127 233H129V234H127ZM132 233H133V234H132ZM185 233H187L188 235H186ZM16 234H17V235H20L22 239H19L20 236L18 237ZM37 234H38V233H37ZM39 234H38V236H39ZM80 234H79V236H80ZM94 234H95V235H94ZM123 234H124L125 236H124ZM126 234H127V235H126ZM136 234H137V235H140V237H138ZM151 234H152V235H151ZM158 234H156V235H158ZM177 234H178L179 236H178ZM184 234H185V235H184ZM73 235H75V236H73ZM83 235H84L83 237H85V233H84ZM91 235H92V236H91ZM110 235H111V236H110ZM113 235H114V236H113ZM145 235H146V236H145ZM156 235L154 234L153 237L156 236ZM160 235H161V236H160ZM166 235H167V232H166ZM16 236L18 237V239H16ZM25 236H26V237H25ZM49 236H50V238L48 239L47 237H49ZM94 236H96L97 238H95ZM117 236H118L119 238H117ZM128 236H130V237H128ZM136 236H137V237H136ZM177 236H178V242H179V243L176 242V241H177ZM190 236H189V237H190ZM3 237H4V238H3ZM62 237H63V238H62ZM70 237H71V238H70ZM75 237H76V239H75L74 242H73V239H74ZM125 237H128V238H125ZM131 237H132V240H133V241L131 240ZM149 237L152 238L150 241L147 240V239H149ZM180 237L184 238V239L181 238V239H182V240H181V241H182V245H183L185 242H186V243H185L184 245H186V244L189 243V244L187 245V246H189V249H188L187 247L184 248V247H181V246L179 245V244H180V241H179ZM24 238H26V240H27V239H30L29 241H31V242H33V243L31 244V242H29V241L27 240V241H26V244H24V243H25V239H24ZM35 238H37V237H35ZM41 238H39V239H41ZM46 238H47V239H46ZM55 238L53 237V241H54ZM65 238H67L68 240H66ZM120 238H121V239L124 238V239L121 240ZM135 238L138 239L137 242H136V239H135ZM154 238H155V237H154ZM169 238H171V239H169ZM23 239H24V240H23ZM83 239H84V240H83ZM89 239H90V240H89ZM95 239H96V241H95V243H94L92 240H95ZM103 239L105 240V243H104ZM116 239H117V240H116ZM128 239H129V240H128ZM185 239H187V240L185 241ZM195 239H197L198 241L196 242ZM18 240H20V241H18ZM81 240H82V241H81ZM114 240H115V241H114ZM119 240H120V241H119ZM144 240H146L148 243H149V242H150V243L152 242L151 245H152L153 247L147 243V245H148V246H151L152 248L150 247L149 250L146 249L145 246H147V245L144 246V244H146V241H144ZM155 240H156V238H155ZM155 240H154V241H155ZM189 240H190V238H189ZM14 241H15L16 243H14ZM44 241H45V242H44ZM84 241H86V242H84ZM87 241H88V242H87ZM101 241H102V242H101ZM111 241H112V244L110 243ZM116 241L118 242L119 246H120V244H122V243L125 244V245H124V249H123V246H122V245H121V246H122L121 248L119 247V248L116 249V248L114 247V246L116 245L115 243H117ZM122 241H123V242H122ZM127 241H128V242H127ZM130 241H131L132 243H131ZM138 241H139V242H138ZM140 241H141V242L144 241V242H142L143 244L141 243L142 246H144V247H142L141 244H139ZM165 241H166V242H165ZM184 241H185V242H184ZM193 241H195V243H194ZM9 242H10V243H9ZM36 242H37V243H36ZM60 242H61L62 244H59ZM65 242H66V243H65ZM71 242H73V243L76 242V243L73 244V243H71ZM89 242H90V243H89ZM98 242H100V245H99ZM107 242H108V244L111 245V247H109V245L107 244ZM119 242H121V243H119ZM134 242H135V243H134ZM183 242H184V243H183ZM187 242H188V243H187ZM17 243H19V244L22 243V244H20V245H21L20 248H22V249L25 247L24 245L29 246V248L31 247L30 249L28 248L29 250H28L27 254H26V251H25V250H27V249H25V248H27V247L24 248V251H22V249L18 248V251L21 250L22 252H25V253H22V252L20 251L21 254H23V257H22L21 254H20L21 256H19V253H20V252H18V251H14V249H15L14 246H15V244H17ZM52 243H54V242H52ZM55 243H54V244H55ZM64 243H65V244H64ZM84 243H85V244H84ZM86 243H87V244H86ZM93 243H94V244H93ZM96 243H97L100 247L103 246V243H104V246H103V247H105V244H106V245H108V246H106V248L108 249V247H109L110 250L108 251L106 248L103 249L102 247L100 248L99 246L96 247V245H97ZM160 243H162V242H160ZM173 243H174L175 246L173 245ZM19 244H17V245H19ZM40 244H41V245H40ZM50 244H51V243L49 242L48 245H50ZM54 244H53V245H54ZM66 244H67L68 247L66 246ZM78 244H79V245H78ZM80 244H82V245H80ZM91 244L95 246V249H96V248L98 249V247H99L100 249H102V251H100V249H98V250L100 251L99 253H102L103 250H104V253H105V255H106V253H107V251H108V253H107L108 256L106 257V256L103 254V256H104L105 258H104V257L102 258V256H101L102 254L97 253L95 250H94L95 253H94V252L92 253L91 248L94 249V247H93ZM95 244H96V245H95ZM114 244H115V245H114ZM118 244H117L116 246H118ZM135 244H137L138 247H139V245H140L141 247L138 248L137 245H136V248H135ZM158 244H157V245H158ZM168 244H167V247H168ZM7 245H8V246H7ZM17 245H16V248H17ZM20 245H19V246H20ZM37 245H38L39 247H38ZM53 245H52V246H53ZM59 245L62 246L64 252H62L63 250H62L61 247H59ZM64 245H65V246H64ZM87 245H88V246H87ZM126 245H127V246H126ZM159 245L161 246V244H159ZM162 245H163V244H162ZM184 245H183V246H184ZM6 246H7V247H6ZM22 246H24V247H22ZM46 246H47V245H46ZM63 246H64V247H63ZM86 246L88 247V249L84 248V247H86ZM89 246H90V247H89ZM193 246H194V247H193ZM195 246H197V247H195ZM9 247H10V248H9ZM48 247H49V246H48ZM71 247H72V248H71ZM82 247H83V248H82ZM112 247H113V248H112ZM176 247H177L180 251H178V249H176ZM4 248H5L6 250H5ZM59 248H60V249H59ZM65 248H66V250H65ZM128 248H129L130 250H129ZM137 248H138V250H137ZM141 248H142V249H141ZM148 248H149V247H148ZM168 248H169V247H168ZM35 249H36V248H35ZM37 249H36V250L33 249V250H34V251H39V250H37ZM46 249H48V248H46ZM46 249H45V250H46ZM68 249H69V250H68ZM73 249H74L75 251H74ZM111 249H116V250H115L116 253H115V251L112 252ZM119 249H121V250H119ZM127 249H128V250H127ZM135 249H136V250H135ZM145 249H146L148 252H146ZM50 250H51V251H50ZM56 250H57V251H56ZM59 250H61V252H60ZM77 250H78V251H77ZM86 250H88V251H87L88 256H87V254H85ZM89 250H90V251H89ZM126 250H127V251H126ZM132 250H133V251H132ZM140 250H141V251H140ZM143 250H144V251H143ZM151 250H152V251H151ZM164 250H165V249H164ZM6 251H7V252H6ZM11 251H14L15 254H12L13 252H11ZM118 251H120L121 253L123 252V254L121 255V253L118 252ZM124 251H126L125 253L127 254V256H126V254H124ZM135 251H136V252H138V251L140 252V253L138 252V254H139L138 256H135V254H136ZM149 251H151V252L149 253ZM181 251H182V253H183V252H185V253L181 254V253H180ZM9 252H10L11 254H10ZM57 252H59V253H57ZM70 252H71V253H70ZM76 252H78V255H77V254H74V253H76ZM88 252H89V253H88ZM117 252H118V253H117ZM127 252L129 253V255H128ZM132 252H133V254H132ZM142 252H146V253L143 254ZM170 252H169V253H170ZM175 252H177V254H175ZM7 253H8V254H7ZM56 253H57V254H56ZM62 253H63V254L65 253L67 256H66L65 254H64V255H65V256H64ZM96 253H97V255H99V256H101V257L99 258V256L96 255ZM111 253H112V254H111ZM113 253H114V255H113ZM119 253H120L121 256L118 255ZM33 254H34V253H33ZM48 254H49V255L52 254V255L49 256ZM58 254H59V255H58ZM79 254H82V255L79 256ZM91 254H93V256H94V257L96 256L97 258L94 259L93 257H91ZM94 254H95V255H94ZM130 254H131L132 256H130ZM160 254L163 255V253H160ZM160 254H159V255H160ZM9 255H10V256H9ZM24 255H25V256H24ZM72 255H74L75 258H74ZM75 255H76V256H75ZM89 255H90V256H89ZM124 255H125V256H124ZM140 255H141V257H143V258L140 259V257H139ZM154 255H156V253H155ZM161 255H160V256H161ZM6 256H8V257H6ZM86 256H87L88 258H85ZM110 256H112V257H110ZM117 256H119V258H118ZM178 256H179V255H178ZM19 257H21V258H19ZM35 257H37L38 260H36ZM49 257H50V258H49ZM53 257H52V258H53ZM58 257H59V258H58ZM60 257H61V258H60ZM67 257H69V259H71V260L67 259ZM70 257H71V258H70ZM76 257H77V258H76ZM78 257L81 258V261H82L83 263H81L80 260H78ZM89 257H90V258H89ZM108 257H110V258H108ZM123 257H125V258H123ZM165 257H164V256H163V258H162V257H159V258H161V259L164 260V261H163V260H162V261L160 260V264H168V263H169L170 259H169L168 257H167L168 259L165 258ZM6 258H7V260H6ZM48 258H49V260H48ZM107 258H108V259H107ZM145 258H146V259H145ZM3 259H4V260H3ZM17 259H19V261H18ZM33 259H34V260H33ZM45 259H46V260H45ZM57 259H56V260H57ZM105 259H106V261H104ZM119 259H120V260L123 259V261L121 260L122 262H118ZM124 259H125V260H124ZM142 259H144V260H142ZM165 259H167L168 262H165ZM178 259H179V257H178ZM178 259H177V262H178ZM9 260H10V261H9ZM13 260H14V261H13ZM61 260H60V261H61ZM68 260H69V261H68ZM94 260H96V261H94ZM97 260H98V261H97ZM167 260H166V261H167ZM179 260H180V259H179ZM70 261H71V262H70ZM78 261H79V262H78ZM107 261H108V262H107ZM16 262H17V263H16ZM53 262H52V264H53ZM57 262H58V261H57ZM65 262H62V263L60 262V263L63 264V263H65ZM97 262H99V263H97ZM161 262H162V263H161ZM163 262H164V263H163ZM172 262H173V261H172ZM175 262H176V260H175ZM177 262H176V263H177ZM60 263H59V264H60ZM47 264H48V263H47ZM65 264H66V263H65ZM67 264H68V263H67ZM86 264H87V263H86ZM170 264H172V263H170ZM177 264H178V263H177ZM180 264H183V261H182Z\"/></svg>", "mask_w": 264, "mask_h": 264}]
</instances>
